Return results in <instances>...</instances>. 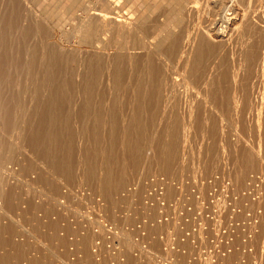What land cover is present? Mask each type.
I'll return each instance as SVG.
<instances>
[{
	"label": "bare ground",
	"instance_id": "bare-ground-1",
	"mask_svg": "<svg viewBox=\"0 0 264 264\" xmlns=\"http://www.w3.org/2000/svg\"><path fill=\"white\" fill-rule=\"evenodd\" d=\"M3 1V3H1ZM2 1H0V5L2 4H6V5H3V6H0V7H2L4 10V12H2L0 15H1V17H0V39H1V36H2V34H3V32H4V30H7L6 28H14L15 26H17V22H18V20H19V18L20 17H22L21 15H22V13L24 14V16H23V19H24V21L28 18L29 19V16H31L32 15V13H34V12H37L36 10H33V6H37V5H40V3L41 2H44V3H46L45 1H47V0H2ZM117 1L118 0H95V2L96 3H98L99 4V7L97 6V7H93L92 6V8H90V7H85V8H82V12H83V15L82 16H84L83 17V21H82V23L80 22V24H81V30L79 31V34H80V37H83V39L82 40H91V38H94L95 39V42L93 41V44H81V43H79V45H78V47L76 46H73V45H71V44H69L70 43V40H71V38L73 37L74 39H75V37H74V35H72V33H67V31H68V29H66V27H64L65 28V30H63V31H66V32H63L62 30H60L66 23H68L67 21H66V23H65V21H64V16H58L57 18H56V21L54 22V24H50V25H53L54 27H53V29L55 28L56 30H58V31H54V40H55V42H56V45H52V47H50V49L51 50H49V52L51 51V54L53 55L52 56V62H53V65L54 66H57V68L58 67H60L61 65H64V66H66L67 64H70V65H72V62H73V64H74V60H78V62H79V64H80V66L83 68V70H82V68H81V70L82 71H80V73H78V74H74V72L72 71H70V70H67L68 68H65V72L64 73H62L63 74V78L62 79H60V83L62 84L63 83V85L65 86V84L66 85H68V84H72V85H74L75 83H73V82H75L74 80H73V76H75V75H77L78 76V83H79V85H78V87H76V88H78L79 89V91H81V92H79V93H81L82 94V96H81V94H79V96H81V97H83V98H85L84 99V102H83V104L84 105H81V107H82V109L80 108V109H78V110H80L81 111V113H80V118H82L81 119V123H82V121L84 122V119H86L85 121H86V123L85 124H83V126H82V124H81V126H82V129H80V134H82L81 132H83V134H85L84 135V138H85V136H86V133H89V138H91V140L92 141H89L90 143H91V145L92 146H89V147H91L89 150H87L86 149V147H85V149H86V151H89V152H87V153H85V156L87 157V158H85V160H84V163L85 164H87L86 165V172L85 173H83L82 175H81V173L79 172L78 173V175L76 174L75 175V173H77V171H75L74 170V173H73V166L71 165L72 163H73V160L74 159H72L73 157H71V156H69V158H67L65 155H66V151H68L69 150V152H70V154H72V153H74V152H72L71 153V151L73 150V148L75 147H73V145L71 144V141H69L70 143L68 144V143H66V144H68V148H65V149H68V150H64L63 149V147L61 146L62 144H60V146L62 147V149L64 150V153H65V155L64 156H60V157H58L59 155H61V153L63 152V150H62V152L60 153L59 152V150L58 149H56V148H58L56 145H55V149L56 150H58L57 152H59L60 154H58L57 152H55V154H54V156H53V154L50 152L51 150H44V149H42L40 146H41V144L40 143H38V139H36V136H32V135H30V138H29V142H27L26 144H28V145H26V146H28L27 148H25L24 146H22L24 143H22V142H19V140H20V138L18 137V136H16V135H13V132H12V135L11 134H9V136H10V139L12 138L13 139V144H15L16 146H15V152H17L16 154L18 155V158H16L15 160H11V159H13V158H8V160H6V161H2V163L0 164V179L2 180V179H4V182H5V179H6V181H8L7 179H10V180H12V179H15V183L17 182H21V181H23L22 180V178H25L26 179V177H30V178H32L33 179V181H34V179L36 180V182H39V180L40 181H42V178L45 180V183H42V184H44V189H43V191L41 190V191H36V193H33L32 195V197H33V199L34 198H37V197H39V198H41V199H44L45 201H49L50 200V205H52L51 204V202H55L54 203V205L55 204H58L59 206V209H60V207H62L61 209H62V211L64 210V213H66V211H68L67 213L68 214H66L67 216L69 215V216H71L72 218H76L77 219V217H81L80 219L81 220H83L82 219V217L85 219V216L87 215V213L86 212H84V214H83V212H81V209L79 208L80 206H78V207H76L75 205H74V207L72 206V208L71 207H68L69 205H67L68 203H69V201H70V199L72 200V198H79L80 197V195L82 196V194L83 193H85L87 190H90V187L92 186L93 187V190L95 191H92V192H94V193H97V196H100L103 200H107V203H108V201H110V202H112L113 203V205L114 204H116V203H119V202H123L122 200H120L119 202H117V201H114V200H116L118 197H117V195L119 196V195H121V193H123V195L124 194H126L127 195V197L129 198V196H131L132 195V189H131V187H135V190H136V186L137 185H140V184H142L143 182H144V179H148V177H149V175H150V177H151V175H152V177L155 175H158V177H156V178H159V176H161V180H162V182H161V180H159L158 179V181H160V183H161V186H160V183L158 184L159 186H160V189L158 190V192L160 193V191H161V194L163 193H165L164 194V196L166 195V197L167 198H169V200H172L173 198H172V196H174V200H175V196H176V198L179 196H177V194L176 193H181L180 191L181 190H184V189H181V188H183V187H185L184 185L182 186V187H180V188H177V186H176V193L175 192H173L174 190H173V186L171 187L172 189H170V186H169V188L167 187L166 188V186L164 187V184H166V183H164V180L166 179H171L172 181H174V182H176L175 180H180V181H183V178L184 179H186V180H190V177L188 176V174L191 176V178H192V180H193V182L194 183H200L201 181H200V179L202 180L203 179V177L204 178H207V179H210V178H212L211 176H213V175H220L219 177H220V179H219V181H218V183H217V181L215 182V184H217L218 186L219 185H221L222 187H223V184L225 183V181H226V184H227V182H229V184L230 185H233V186H235L234 188L236 189V187L238 186V185H240L241 184V186H240V189L241 188H243L242 187V185L245 187V188H249L248 187V185L250 184L249 182V184L247 183V181H250L251 180V178H253V176L250 178V173H254L255 172V174L257 175L258 173H260V174H258L259 175V177L258 178H260L261 176L263 177V179H264V164L262 163V160H264V89L262 88V87H260L261 89H262V91H260L259 89V92L261 93V95H258V94H260V93H257V91L256 92H254L255 90H257V88L256 89H254V91H253V93H257V95L258 96H254V94H253V97H250V95H249V93L251 92V88L253 89V88H255V87H257V86H260V85H262V83H258V81L257 80H255L256 79V76L255 75H257V74H259V72L257 71V70H259V68L258 67H261V65L258 63L259 62V60H257L256 62L258 63H256V62H254V64H257V65H259V66H256V65H254V64H252V65H250L253 61H255V60H252V57H253V55L252 54H256V53H254L255 52V50H254V52L253 51H251L250 49H249V52H250V54L247 52V49H248V47H245V45H244V47L246 48V49H244L243 47V49L246 51V54H244V55H246V58H247V53L249 54V55H252V56H250L251 57V61H250V59L248 60V62L250 61L251 63H249V66H248V62L246 63L247 64V68H246V66L245 67H243V69L244 68H246V69H248V67H249V69L250 68H252V67H254V66H256V68H252L253 70H255V69H257V70H255L256 71V73L257 74H254V76H255V79L253 78L254 76L253 75H248V78L251 80V76H253L252 78L257 82V84H260V85H257V86H255V87H252L251 85H250V83L248 84L249 86V88L250 89H248L247 87H245V88H247L249 91H247L243 86H242V88L244 89L243 91H242V93H244L245 92V95H243L242 93H240V94H242L243 96H244V99H242V98H240V100H241V102H239L240 100H238V103H233L232 102V104H230V106H229V101H226L225 99V101H226V103H225V101H224V103H220L219 102V105L220 106H222L223 104L226 106H224L223 107V110H222V112L221 111H218V107H220V106H218L217 107V103H214V102H210V100H208V97H210V95H211V91H213V90H209L208 89V87H207V83H206V81H204V79H205V76H204V78L202 79V70H197V68L198 67H200V66H202V65H200L199 66V64H201L203 61H202V59H203V57H205L206 58V55H208L207 53L208 52H210L211 50L212 51H214L215 53H213V52H211V53H213L215 56H219L220 55V60H221V54H217V52H219V51H221L223 48H222V46H223V44H225L224 43V41H226L225 39H229L230 37L229 36H231L232 35V33L231 32H229L231 29H229V24H231L233 21H234V19L232 20V17H230V15L231 14H235V12L233 11L234 9H235V6H236V0H230V1H228V2H231L229 5L231 6V8H230V10L228 11V9H226L224 6H221V7H219L218 9L217 8H215V6L213 5L214 4V1L212 2V0H208V2H207V6L208 7H206V8H208L207 9V11L209 12V14H208V12H207V16L206 15H204V16H206V18L204 17L203 19L201 18V20H196L194 23H192V25L191 24H186L185 26H183V23H184V20H185V18L186 17H188V16H194V15H196V16H198L197 15V13L199 14V12H201V10H199V12H198V3H199V1L198 0H153L152 2H150V3H154L153 5L155 6V7H153L152 8V6H151V8H142L143 7V5L144 4H146V2H147V0L144 2V0H121V1H123V2H125V4L126 5H128V4H131V3H135L136 5H138L137 7L135 6H129V8H127L128 6H126V8H119V5L117 4ZM151 1V0H150ZM238 1V0H237ZM61 2L63 3V4H69V3H72V5H73V7H71L72 9H79V7L81 6V5H85L87 2L88 3H95L94 1H91V0H61ZM60 3V2H59ZM48 4V3H47ZM47 4H45V5H47ZM149 4V3H148ZM161 4H164V5H167L168 6V8L163 12V11H158L159 10V5H161ZM44 5V4H43ZM45 5L43 6V8L45 7ZM55 5V4H54ZM152 5V4H151ZM156 5H157V7H156ZM199 5H200V3H199ZM4 6H5V8H4ZM120 6H121V3H120ZM141 8H140V7ZM146 6V5H145ZM51 6H49L48 8H50ZM53 7V6H52ZM52 7H51V9H48V10H46V8H45V11H48V12H50L51 14H49L52 18H53V16L54 15H52V13L55 11V10H53L52 11ZM148 7H150V6H148ZM1 8V9H2ZM37 8V7H36ZM40 8V7H39ZM58 8V7H57ZM38 9V8H37ZM58 10V9H57ZM56 10V11H57ZM63 10H64V8H63ZM124 10V11H123ZM204 10V9H203ZM239 10V9H238ZM41 11H42V9H41ZM61 11V10H60ZM71 11V10H70ZM236 11V10H235ZM39 12H40V10H39ZM64 12V11H63ZM205 12H206V9H205ZM234 12V13H233ZM237 12V11H236ZM79 13V12H78ZM119 13H121L120 15H119ZM201 13H203V12H201ZM44 14H46V12H43V16H45L46 17V15H44ZM68 14V13H67ZM80 14V13H79ZM37 15V14H36ZM203 15V14H202ZM202 15L201 16H199L198 18H200V17H202ZM236 15H237V13H236ZM240 15H242L241 13H240ZM239 15V16H240ZM238 17V16H237ZM39 18L41 19V16L39 15ZM38 18V19H39ZM55 18V17H54ZM241 18H242V16H241ZM42 19H45L44 17H42ZM41 19V20H42ZM48 20V19H47ZM75 20H78V19H76L75 18ZM237 20H238V18H236V21L235 22H237ZM46 21V20H45ZM44 21V22H45ZM240 21V20H239ZM41 22H43V20L41 21ZM47 22V21H46ZM48 22H50V18H49V20H48ZM53 21H51L50 23H52ZM77 22V21H76ZM63 23H65L64 25H63ZM238 23V22H237ZM236 23V24H237ZM240 23V22H239ZM22 24V23H21ZM28 24H31V23H29L28 22ZM36 24V23H35ZM49 24V23H48ZM27 25V24H26ZM38 25V24H37ZM39 25H40V23H39ZM38 25V26H39ZM69 25H71V26H73L74 24L72 23V24H69ZM192 26V30L190 29V27L189 26ZM19 26V25H18ZM21 26V25H20ZM23 26V25H22ZM27 26H29V25H27ZM33 26V25H32ZM37 26V27H38ZM70 26V27H71ZM29 27H31V26H29ZM50 27H52V26H50ZM50 27H48L47 28V25H46V28L48 29V31H50L49 30V28ZM69 27V28H70ZM74 27V26H73ZM231 27H233V24H231ZM237 27V26H236ZM15 28H17L18 29V27H15ZM26 28V27H25ZM42 28L44 29L45 27H44V25L41 27V25L39 26V29H41V31H42V34H43V37H44V39L45 40H47V42H43L42 40V43H43V46H44V43H45V45H46V43L48 44V46H49V39H48V31H46V30H42ZM45 28V29H46ZM68 28V27H67ZM35 29H38V28H35ZM54 29V30H55ZM72 29V28H71ZM70 29V30H71ZM74 29L75 28H73V30L72 31H74ZM252 29V27L249 29L248 28V30L250 31ZM9 30V29H8ZM7 30V31H8ZM13 30V29H12ZM11 30V31H12ZM20 30V29H19ZM19 30H18V32H19ZM28 30H32V29H29L28 27H27V29H26V32H25V35H26V33L28 32ZM196 31V33H197V37H196V34H195V32H193V31ZM14 31L15 30H13V33H14ZM21 31H23V30H21ZM32 31H34V30H32ZM37 31H39V30H37ZM36 31V32H37ZM52 31V30H51ZM50 31V32H51ZM239 31V30H238ZM242 31V30H241ZM78 32V31H77ZM7 33L8 32H5V34H6V36H7ZM12 33V32H11ZM17 33V32H16ZM21 33V32H20ZM38 33H40V32H38ZM195 34V35H193V34ZM230 33H231V35H230ZM236 33V32H235ZM234 33V34H235ZM37 34V33H36ZM78 34V35H79ZM257 34V33H256ZM14 35V34H13ZM22 35V34H21ZM38 36L40 35V34H37ZM36 35V36H37ZM51 36H52V32H51V34H50ZM193 35V36H192ZM6 36H3V37H5L6 38ZM32 36V35H31ZM30 36V37H31ZM51 36H49V37H51ZM23 36H21V38H22ZM35 37V36H34ZM41 37V36H40ZM79 36L76 38V39H78V38H80ZM17 38V37H16ZM16 38H15V40H16ZM122 38V39H121ZM238 38V37H237ZM10 39V38H9ZM32 39V38H31ZM240 39V38H239ZM49 40V41H48ZM51 40H52V37H51ZM79 40V39H78ZM230 40V39H229ZM19 42H21V41H23V40H18ZM17 41V42H18ZM5 42V41H4ZM29 42V41H28ZM49 42V43H48ZM55 42H54V44H55ZM80 42V41H79ZM227 42V41H226ZM1 43H2V40H1ZM16 43V42H15ZM30 43H31V41H30ZM53 43V42H52ZM77 43V42H76ZM75 42L73 43V44H75V45H77ZM83 43V42H82ZM89 43H91V41L89 42ZM263 43V42H262ZM21 43H19V45H20ZM33 44V43H32ZM228 44V43H227ZM241 44V43H240ZM264 44V43H263ZM6 45H7V42H6ZM21 46V45H20ZM34 47H36V46H34ZM208 48V50L209 51H207V53H206V55L205 54H203L204 52H203V49H205V48ZM221 47L222 49H220V50H218L219 48ZM237 47V46H236ZM251 47H253V46H251ZM1 48H2V46H1ZM19 48V47H18ZM17 48V49H18ZM21 48V47H20ZM23 48V47H22ZM28 48V47H27ZM206 48V49H207ZM211 50H210V49ZM218 48V49H217ZM238 48V47H237ZM241 48V47H240ZM242 48H241V50H242ZM43 49V48H42ZM46 49V48H45ZM214 49H217V52L214 50ZM234 49H235V47H234ZM256 49V48H255ZM3 50V49H2ZM21 50V49H20ZM23 50V49H22ZM33 51H34V48L32 49ZM228 50V49H227ZM227 50L225 49V50H223L224 51V53H226L227 52ZM237 49H235V51H236ZM239 50V49H238ZM241 50H239V52H241ZM264 50V49H263ZM32 51V52H33ZM205 52H206V50H204ZM228 51H230L231 52V49H229ZM233 51V50H232ZM257 51H259V50H257ZM256 51V52H257ZM3 52V51H2ZM29 52V51H28ZM47 53L48 52V50H46V51H43V53ZM203 52V53H202ZM244 52V51H243ZM252 52V53H251ZM261 52V54H262V51H260ZM18 53H19V51H18ZM43 53H41L42 54V58H43ZM211 53H209V54H211ZM228 53V52H227ZM234 53V52H233ZM258 53V52H257ZM2 54V53H1ZM0 54V55H1ZM34 54V53H33ZM48 54H50V53H48ZM51 54H50V56H51ZM231 54V53H230ZM229 53H228V55H230ZM237 54H238V52H237ZM236 53L235 54H233V55H237ZM242 54V56H244L243 55V53H241ZM263 54H264V51H263ZM45 55V54H44ZM47 55V54H46ZM224 55V54H223ZM227 55V54H226ZM231 56V57H233V58H235V60L233 61V62H235L236 63V57H237V60H238V56H236V57H234V56ZM239 55V54H238ZM7 56V55H6ZM239 56H241V55H239ZM254 56H257V55H254ZM29 57V56H28ZM37 57V56H36ZM36 57H34L33 58V60H35L33 63H35L36 62ZM227 57L228 56H226V57H223L222 59H223V63L225 62L226 63V66H228V64H227ZM249 57V58H250ZM257 57H259L258 59H262V58H260V55L259 56H257ZM261 57H264L263 55H261ZM6 58H8V57H6ZM17 58V57H16ZM229 58H230V56H229ZM228 58V59H229ZM245 58V57H244ZM243 58V59H244ZM9 59V58H8ZM7 59V60H8ZM29 59V58H28ZM31 59V58H30ZM216 59H218V58H216ZM218 59V61L217 62H220V60ZM248 59V58H247ZM247 59H245L244 61H246ZM255 59V58H254ZM233 59H231V61H232ZM1 61H4V60H2L1 59ZM1 61H0V63H1ZM8 61H10V60H8ZM216 61V60H215ZM227 61V62H226ZM240 61H242V59H240ZM262 61H263V59H262ZM261 61V62H262ZM29 62H31V60L29 61ZM41 62H43L42 64L45 66V61H42V59H41ZM48 62V61H47ZM243 62V61H242ZM264 62V61H263ZM77 63V62H76ZM223 63H221V64H223ZM235 63L234 64H231V65H234L235 66ZM27 64H29V63H27ZM32 64V62L29 64V65H31ZM47 64V63H46ZM204 64V63H203ZM238 64H239V62H238ZM242 64V63H241ZM245 64V63H244ZM243 64V65H244ZM245 64V65H246ZM1 65H2V63H1ZM28 65V68L30 69L29 70V72L31 71V68L34 66L33 64H32V67H30ZM40 65V64H39ZM42 65V66H43ZM48 65H49V63H48ZM230 65V66H231ZM68 66V65H67ZM74 66H78L77 64L76 65H74ZM80 66H79V68H80ZM203 66H205V65H203ZM250 66H252V67H250ZM263 66V65H262ZM0 67H3V66H0ZM5 67V66H4ZM40 67V66H39ZM38 67V68H39ZM222 67V66H221ZM233 67V66H232ZM236 67L238 68V66L236 65ZM240 67V66H239ZM47 68V69H46ZM52 68V67H51ZM50 68V69H51ZM56 68V72L54 73L55 75H51L50 73H52V71H53V68H52V71H50V69L48 68V66L46 65L43 69H46V71L45 70H43V69H39V71L41 72V70L42 71H45L44 73H43V80L44 81H52V79H55V77H56V73H58L57 71H58V69ZM61 68V67H60ZM201 68V67H200ZM206 68V67H205ZM219 68V67H218ZM242 68V67H241ZM240 68V69H241ZM7 69V68H6ZM231 69H233V68H231ZM239 69V68H238ZM238 69L236 70V71H238ZM242 69V70H243ZM249 69H248V74H251V72H249ZM252 69H251V71H252ZM1 70V72H2V68L0 69ZM5 70V69H4ZM38 70V69H37ZM47 70H49L50 72L48 73V71ZM206 70V69H205ZM226 70V69H225ZM235 70V69H234ZM60 71V70H59ZM209 71V70H208ZM230 71V70H229ZM236 71H234L236 74H237V72ZM0 72V73H1ZM38 72V71H37ZM61 72H62V70H61ZM222 72H224L225 73V71H222ZM243 72V71H242ZM31 73V72H30ZM29 73V74H30ZM209 73V72H208ZM213 73V72H212ZM226 73H227V71H226ZM225 73V74H226ZM231 73H232V70H231ZM230 73V74H231ZM238 73H239V71H238ZM245 73L247 74V72L245 71ZM242 74V75H245V77H247L246 76V74ZM252 73H254L253 71H252ZM39 74H41V73H39ZM205 74V73H204ZM218 74H219V72H218ZM233 74V73H232ZM235 74V75H236ZM240 74V73H239ZM238 74V75H239ZM2 75V74H1ZM0 75V76H1ZM30 75H32V74H30ZM205 75H207V74H205ZM209 75V74H208ZM222 75V74H221ZM260 75H261V72H260ZM210 76L212 77V75L210 74ZM210 76H209V80H210ZM214 76V75H213ZM215 76H217V75H215ZM224 76V75H223ZM233 77H234V74L232 75ZM241 75H239V77H240ZM250 76V77H249ZM54 77V78H53ZM57 77H60V75H58ZM56 77V78H57ZM76 77V76H75ZM74 77V78H75ZM221 77V76H220ZM232 77V78H233ZM236 77V76H235ZM238 77V76H237ZM244 77V76H243ZM77 78V77H76ZM228 78V77H227ZM230 78V77H229ZM258 78H260V77H257V79ZM9 79V78H8ZM18 79V78H17ZM37 79V78H36ZM214 79V78H213ZM213 79H212V81L210 80V83L211 84H213ZM241 79V78H240ZM240 79H239V81H240ZM243 79V78H242ZM249 79H247V80H245V81H248ZM261 79V78H260ZM76 80V79H75ZM217 80V79H216ZM219 80V79H218ZM231 80V79H230ZM234 80H236V79H233V80H231V81H234ZM238 80V79H237ZM249 80V81H250ZM5 81V80H4ZM3 81V82H4ZM6 81H8V80H6ZM5 81V82H6ZM56 81H57V79H56ZM252 82H251V84L253 83V80H251ZM254 81V82H255ZM259 81H261V80H259ZM40 82V81H39ZM220 82V81H219ZM41 83H43V81H41ZM41 83H39L38 84V86H40V84ZM46 83V82H45ZM44 83V84H45ZM224 83V82H223ZM43 84V85H44ZM60 84V85H61ZM210 84V85H211ZM235 84V83H234ZM241 84V83H240ZM239 84V85H240ZM256 83H254L253 85H255ZM59 85V86H60ZM217 85V84H216ZM238 85V84H237ZM26 86V85H25ZM42 86V85H41ZM40 86V87H41ZM45 86V85H44ZM48 86V85H47ZM232 86H234V85H232ZM69 87H71V86H69ZM214 87V86H213ZM241 87V86H240ZM17 88V87H16ZM210 88V87H209ZM44 89V88H43ZM55 89V88H54ZM48 90V89H47ZM56 91V93L55 94H57V97H59L60 98V94H59V92L61 93V90H60V88H58V89H55ZM60 90V91H59ZM64 90V89H63ZM122 91V93H123V90H125L126 91V96H121L122 95V93H120L121 95H119V93H116L117 91ZM215 90V89H214ZM217 90V89H216ZM37 91V90H36ZM35 91V92H36ZM42 91V90H41ZM66 91V90H65ZM95 91H97V92H99V93H101L102 95H101V97H99L100 99H98L96 102H99V103H102V104H104V103H107L106 104V107H105V104H104V106L102 105V104H99V106H101V109H100V107L98 106V103H97V106H98V108L96 107V105L94 104V103H96L95 101H93L92 99H91V97H92V94L93 93H95ZM124 91V92H125ZM130 92V94L129 95H127V92ZM225 91V90H224ZM246 91L247 92H249V93H246ZM72 92H74L73 90H72ZM75 92H76V90H75ZM78 92V91H77ZM128 92V93H129ZM239 92V91H238ZM43 94V93H42ZM70 94V93H69ZM74 94V93H73ZM215 94V93H214ZM234 94V93H233ZM238 94V96H240L239 95V93H237ZM251 94H252V92H251ZM63 95V94H62ZM99 95V94H98ZM98 95H96V93H95V96H94V98H96ZM121 96V97H123V98H121V97H119V96ZM124 95H125V93H124ZM216 95V94H215ZM256 95V94H255ZM68 96V95H67ZM72 96V95H71ZM56 97V98H57ZM65 97H66V95H65ZM74 97V96H73ZM79 98V100H81V99H83V98ZM125 97H126V99H125ZM228 97V96H227ZM231 97V96H230ZM240 97H242V96H240ZM59 98H57V99H59ZM67 98V97H66ZM121 98V99H120ZM239 98V97H238ZM90 99H91V101H93L94 103V105H92V106H94V108L92 107L91 108V105H90V103H92V102H90ZM97 99V98H96ZM95 99V100H96ZM215 99V98H214ZM86 100V101H85ZM118 100H123V101H125L126 102V104L127 103H129V106L128 107H134V109H132V113L131 112H129V113H131L128 117L127 116H120L119 114H123V113H119L118 115L119 116H117V110H119V109H117L116 110V105L118 104V102L116 103V101H118ZM243 100V101H242ZM82 101V100H81ZM88 101L90 102V103H88ZM70 102V101H69ZM235 102V101H234ZM121 103V102H120ZM124 103V102H123ZM123 103H122V106H123ZM132 103H134L132 106H131V104ZM185 104V103H187V109H185L184 111L183 110H181V108L179 109V113H182V114H179L178 113V108L181 106V105H179V104ZM201 103V104H200ZM216 104V105H214V104ZM231 103V102H230ZM239 103H242V105H243V103H244V105L246 104V106H247V108H249V107H251V106H253V105H255L256 107V111H255V113H256V117L255 118H253V119H255L254 120V122L253 123H249V124H247L246 123V121L244 120V115H243V117H242V113L240 112V111H243V110H241L242 108H240V105H238ZM53 104V103H52ZM60 104L61 103H55V104H53L54 106H53V108H52V110H51V112L49 113V111H48V113L50 114L49 115V126H51V130H49V129H47V132H46V134H48L47 135V137H49L48 139H50V140H55L57 137L59 138V136L61 137V135H66L67 136V134L68 135H70L71 134V132H70V129L68 130V128L67 127H69L68 125L70 124H68L67 125V123L65 122V121H67L68 119H66L63 123H62V120L60 119V117L59 116H57V111H53V109H56L55 108V106L57 105V107L58 106H60ZM69 104H71V103H69ZM111 104V105H110ZM126 104L124 103V105L125 106H123V107H127L126 106ZM253 104V105H252ZM64 105V104H63ZM73 105V104H72ZM128 105V104H127ZM161 105H163V107H160ZM231 105L232 106H234L233 108H231ZM68 107H69V105H67ZM76 106V105H75ZM80 106V105H79ZM122 106H119V108H121ZM239 106V107H238ZM1 107V106H0ZM67 107V108H68ZM72 107H74V106H72ZM106 109H105V108ZM132 107V108H133ZM149 107V108H148ZM181 107H184V106H181ZM228 107H230L231 109V111H228ZM254 107V106H253ZM65 108V107H64ZM70 108V107H69ZM102 108H104V111H103V109ZM150 110H152L153 111V113H156V115H159L158 117L156 116V115H154L153 113H151V114H153L155 117H156V119L158 118V120H153L154 119V116H153V121H151V120H147L145 117L147 116V118L149 119V117H150V115L151 114H147V112H148V109ZM185 108V107H184ZM246 108V107H245ZM60 109V108H59ZM125 109H127V108H125ZM125 109H124V111H125ZM129 109H131V108H128V110ZM161 109V110H160ZM183 109V108H182ZM222 109V108H221ZM244 109V108H243ZM146 110V114L147 115H145V116H143L142 117V114H144V112L143 111H145ZM160 110V111H159ZM166 110H167V112H166ZM180 110H181V112H180ZM248 112H249V109H246ZM62 111V110H61ZM69 111V110H68ZM120 111L122 112L123 110H121L120 109ZM119 111V112H120ZM129 111H131V110H129ZM44 112V111H43ZM159 112V114H157ZM184 112V113H183ZM223 112H224V114H223ZM227 112H230L231 114H227ZM243 112H245V111H243ZM248 112H246L247 114H250V112L248 113ZM71 113V112H70ZM124 113H126V112H124ZM150 113V112H149ZM225 113H226V116L228 115V116H230V120L232 121H230L226 116H224L225 115ZM246 113H244L245 114V116L246 117H248V115L246 114ZM254 113V114H255ZM60 114V113H59ZM185 114V115H184ZM68 115V114H67ZM75 115V114H74ZM123 115H125V114H123ZM179 115L181 116L182 115V117L184 116V118H181L182 119V122H181V120L179 119ZM62 116V115H61ZM149 116V117H148ZM255 115H250V117H254ZM3 117V116H2ZM47 117V116H46ZM65 117V116H64ZM73 117V116H72ZM116 117H118V120H117V118ZM152 117V116H151ZM225 117L227 118V119H225ZM245 117V118H246ZM249 117V120L248 119H246L247 120V122L248 121H251V120H253L252 118H250ZM28 118V117H27ZM79 118V117H78ZM79 118V119H80ZM161 119V123L159 122V120ZM41 119V118H40ZM65 119V118H64ZM70 119V118H69ZM251 119V120H250ZM7 120V119H6ZM9 120V119H8ZM227 120H229L230 122H228ZM70 121V120H69ZM69 121H67V122H69ZM76 121V120H75ZM149 121V122H148ZM152 123H151V122ZM158 121V123H160L159 125H160V127H161V124L163 125L161 128H156V132L153 130V129H155V128H152V130L154 131V135H153V132H152V134H149V130L151 131V127H152V124H153V127H154V123H156V122ZM163 121V122H162ZM44 122L45 121H43L42 123L44 124ZM19 123V122H18ZM164 123V124H163ZM13 124V123H12ZM25 124V123H24ZM41 123L39 122V125H40ZM157 124V123H156ZM155 124V125H156ZM183 125L184 124V126H186L187 127V130H186V133H184L183 132V130L181 131V132H183V134H185V136H186V138H188V137H195V138H197V139H199V140H197V141H200V143H198L199 144V146H198V144L196 143V145L199 147H197L198 148V151L196 152V157H199V158H197V159H199V160H197V161H199V162H201V163H199V164H196L194 161H196V159H195V156L193 157L194 158V161H193V159H192V157H189L190 158V160H188V159H186L185 158V161L187 160L188 162L189 161H193V163L195 164H192V161H191V164L192 165H189L190 163H187V161H186V163L185 164H182L181 165V163L179 162V160L182 158V155H179L180 153L182 154V153H184V151L185 150H187V148H189L188 146H187V148H185V144L184 143H188V142H185V140H184V142H183V139H182V137L180 138V133H179V129H180V125ZM2 125V124H1ZM38 125V126H39ZM159 125H158V127H159ZM100 126H102V128H100V131H99V127ZM106 126V129L104 128V127ZM108 126V127H107ZM118 126H120V128L118 127ZM1 127V126H0ZM4 127V126H3ZM156 127V126H155ZM181 127H183V126H181ZM186 127H184L183 129L185 130L186 129ZM42 128V127H41ZM3 129V128H2ZM1 129V130H2ZM18 129V128H17ZM38 129V128H37ZM103 129H105V130H103ZM119 129H120V131H119ZM4 130V129H3ZM13 131H14V128L12 129ZM12 130H10V131H12ZM39 130H40V128H39ZM38 130V131H39ZM44 130V129H43ZM42 130V131H43ZM16 131H18V130H16ZM6 132V131H5ZM4 132V133H5ZM117 132H118V134L120 133V135H118L117 134ZM101 133L103 134V135H101ZM40 134V133H39ZM43 134V133H42ZM79 134V133H78ZM182 134V133H181ZM3 135V134H2ZM72 136H73V134H71ZM66 136H64V138L66 137ZM118 136V137H117ZM182 136V135H181ZM184 136V137H185ZM70 137V136H69ZM87 137H88V134H87ZM252 137V138H251ZM7 138V137H6ZM120 139V140H118L119 142H117V139ZM186 138H184V139H186ZM9 139V138H8ZM60 140H61V138H59ZM102 139L103 140H105V139H107V143L109 144L108 146L106 145V146H104V145H99L98 144V141L100 140V141H102ZM191 139V138H190ZM193 139L194 138H192L191 140L193 141ZM1 140V139H0ZM6 140V139H5ZM57 140V139H56ZM55 140V141H56ZM65 140V139H64ZM88 140V139H87ZM187 140V139H186ZM188 140H189V138H188ZM23 141H24V139H23ZM5 142V141H4ZM65 142V141H64ZM105 142H106V140H105ZM104 142V143H105ZM242 142V143H241ZM21 143H22V145H21ZM246 144L247 145V147L244 149L243 147V149L241 148V144ZM64 144V143H63ZM73 144H74V140H73ZM118 144H119V146L121 147V149H122V153H123V155H125V156H123L122 154V156H120L121 158H123V161L121 162V159L120 158H118V156L117 157H115L113 154H114V152H116L115 150H117V149H115V148H117L116 146H118ZM192 144H194V141H193V143ZM25 145V144H24ZM50 145V144H49ZM52 145V144H51ZM89 145V144H88ZM116 145V146H115ZM195 145V144H194ZM45 146V145H44ZM103 146V147H102ZM243 146V145H242ZM50 147V146H49ZM52 147V146H51ZM0 148H1V146H0ZM46 148V147H45ZM54 148V147H53ZM79 148H80V146H79ZM83 148V147H82ZM192 148V147H191ZM46 149H48V148H46ZM115 149V150H114ZM118 149H119V147H118ZM121 149H119V150H121ZM196 149V148H195ZM55 150V151H56ZM71 150V151H70ZM75 150V149H74ZM191 149H188L187 151H190ZM54 151V150H53ZM61 151V150H60ZM7 152H9V151H7ZM14 152V153H15ZM113 152V154H111ZM121 152V151H120ZM10 153H12V152H10ZM56 153L58 154L57 156H56ZM68 153V152H67ZM84 153V152H83ZM119 152L117 151L116 152V154H118ZM195 153V152H194ZM2 154V153H1ZM7 154V153H6ZM69 153H68V155H70ZM191 154H193V149H192V153ZM252 154H253V156H252ZM254 154L256 155V156H254ZM13 155V154H12ZM12 155L10 154V156L9 157H12ZM26 155H28L26 158H29V160L28 161H30V163H28V161H26L25 162V160H27V159H23ZM63 155V154H62ZM67 155V156H68ZM113 155V156H112ZM190 154L188 153V155L187 156H189ZM23 156V157H22ZM73 156V155H72ZM83 156H84V154H83ZM82 156V157H83ZM179 156H181V158L179 159ZM17 157V156H16ZM6 158V159H7ZM81 158V157H80ZM79 158V159H80ZM84 158V157H83ZM82 158V159H83ZM10 159V160H9ZM120 159V160H119ZM181 160H183V159H181ZM1 161V160H0ZM15 162L14 164L15 165H17V167H15L14 168V164H12L11 165V162ZM80 161H81V159H80ZM184 161V162H185ZM178 162L180 163V165L181 166H179L178 165ZM182 162V161H181ZM28 163V164H27ZM83 163V162H82ZM83 163V164H84ZM26 164L27 165H29L28 166V168L26 167V169H25V167L24 166H26ZM75 164H77L76 162H75ZM82 164V165H83ZM98 164H99V169H97V166H98ZM77 167V166H76ZM76 167H75V169H76ZM83 167V166H82ZM88 167V168H87ZM84 169H85V167H84ZM83 169V170H84ZM101 169V170H100ZM181 169H183V171L181 170ZM82 170V171H83ZM97 170H98V173H97ZM185 170H187V172H188V174H187V172L185 173V174H187V176L185 175H183L182 174V172L184 173V171ZM248 170H250L249 172H248ZM100 171V172H99ZM190 171L192 172V174L190 173ZM246 172L248 173L247 175H245L246 174ZM216 173V174H215ZM218 173V174H217ZM136 174V175H135ZM255 174H254V176H255ZM81 175V176H80ZM248 175H250L249 177H248ZM131 176H134V177H131ZM244 176H246L245 177V179L243 180V177ZM247 177L248 178H250V180L249 179H247ZM261 177V178H262ZM129 178H131V179H129ZM154 178V177H153ZM256 178V177H255ZM150 179V178H149ZM155 179V178H154ZM0 180V181H1ZM9 180V181H10ZM31 180V179H30ZM143 180V181H142ZM165 180V181H166ZM167 180V181H168ZM171 180H169V184L171 185ZM214 180V179H213ZM216 180V179H215ZM229 180V181H228ZM231 180V181H230ZM256 180V179H255ZM257 180H259V179H257ZM32 181V180H31ZM142 181V182H141ZM155 181V180H154ZM200 181V182H199ZM207 180H205V182H206ZM238 181H241L239 184H237L238 183ZM253 181H254V178H253ZM264 181V180H263ZM212 182V181H211ZM211 182H210V184H211ZM214 182V181H213ZM258 182V181H257ZM1 183H2V181L0 182V185H1ZM8 183H10V182H8ZM11 183H13V182H11ZM152 183V182H151ZM154 183H156V182H154ZM158 183V182H157ZM191 183H192V181H191ZM252 183V182H251ZM32 184H34V183H32ZM168 184V183H167ZM168 184V185H169ZM175 184V183H174ZM176 184H178V182H176ZM175 184V185H176ZM181 184V183H180ZM189 184V183H188ZM193 184V183H192ZM201 184V183H200ZM202 184H204V183H202ZM213 185H214V183H212ZM226 184H224V185H226ZM229 184H227L228 185V187H229ZM253 184V183H252ZM2 185H4L3 183H2ZM144 185V184H143ZM152 185V184H151ZM153 185H155V184H153ZM157 184H156V187H159ZM172 185H173V182H172ZM182 185V184H181ZM180 185V186H181ZM212 185V186H213ZM5 186V185H4ZM30 186V185H29ZM35 186V185H34ZM53 187V186H55L52 190L50 189V187ZM147 186V185H146ZM204 186V185H203ZM215 187H216V185H214ZM217 186V187H218ZM220 186V187H221ZM247 186V187H246ZM250 186V185H249ZM252 186V185H251ZM256 186V185H255ZM260 187H261V185H259ZM19 187V186H18ZM38 187V186H37ZM175 187V186H174ZM199 187H200V185L199 184H197L196 185V189H199ZM208 187H209V184H208ZM220 187L218 188L219 190H220ZM222 187H221V189H222ZM225 187V186H224ZM227 187V186H226ZM257 187V186H256ZM2 189H3V187H1ZM27 188H29V187H27ZM95 188V189H94ZM153 188V187H152ZM165 188V189H164ZM201 188V187H200ZM205 188V187H204ZM207 188V187H206ZM210 188H211V186H210ZM230 188V189H229ZM228 189L230 190V191H228V193L229 192H231L232 191V189H231V187H229ZM245 188H243V191H244V189ZM251 188V187H250ZM262 188V187H261ZM260 188V189H261ZM1 189V190H2ZM17 189V188H16ZM22 189V188H21ZM20 189V190H21ZM23 189H25V188H23ZM22 189V190H23ZM38 189H41V188H38ZM137 189H138V187H137ZM154 189V188H153ZM152 189V190H153ZM178 189H181V190H178ZM212 189H213V187H212ZM215 189H217V188H215ZM235 189L232 191V192H234L235 191ZM5 190V189H4ZM21 190V191H22ZM29 190V189H28ZM118 190V191H117ZM147 190V189H146ZM155 191H156V189H154ZM205 190V189H204ZM207 190V189H206ZM214 190V189H213ZM216 190V194H215V192H214V195H215V197H214V200L216 201L217 200V196H221V194H223V192H222V190ZM225 190V189H224ZM226 190H227V188H226ZM246 190V189H245ZM250 190V189H249ZM248 189H247V191H249ZM264 189H262L261 191H263ZM84 191V192H83ZM114 191H116L117 193H115L114 195H113V192ZM137 191V190H136ZM151 191V190H150ZM178 191V192H177ZM184 191H186V190H184ZM190 191V190H189ZM194 191V190H193ZM196 191H198V190H196ZM202 191H203V189H202ZM215 191V190H214ZM242 191V192H243ZM246 191V193H248ZM258 191V190H257ZM4 192V191H3ZM2 192V193H3ZM7 192V191H6ZM13 192V191H12ZM17 192V191H16ZM30 191H28L27 193H29ZM157 192V191H156ZM204 192H206V191H204ZM203 192V194H205ZM209 192H210V190H209ZM213 192V191H212ZM212 192H210L209 194L210 195H212ZM220 192H222L221 194H220ZM237 192V191H236ZM264 192V191H263ZM89 193H91V192H89ZM136 193V192H135ZM184 193V192H183ZM191 193H192V191H191ZM196 193V192H195ZM198 193H199V191H198ZM202 192H200L199 194H201ZM245 193V194H246ZM256 193V192H255ZM5 194V193H4ZM20 194V193H19ZM22 194V193H21ZM23 194H24V192H23ZM67 194H68V197H70V199L68 198V203L67 204H65L64 205V203H63V200L65 199V200H67V197L65 198V195L67 196ZM129 194H131V195H129ZM149 194V193H148ZM154 194V193H153ZM163 194H162V197H163ZM174 194V195H173ZM187 194H189V195H187L188 197H190V196H192V194H190V192H187ZM227 194V193H226ZM254 193L252 192V195H253ZM264 194V193H263ZM263 194H260L261 196L263 195ZM27 194H25V196H26ZM93 195V194H92ZM92 195H91V197H92ZM111 195H113V197L111 198ZM129 195V196H128ZM147 195V194H146ZM145 194H144V196L143 197H145L146 196ZM156 196L158 195L159 196V194L157 193V194H155ZM154 195V197H156ZM185 195V194H184ZM184 195L182 196V198L184 197ZM198 195V194H197ZM196 195V196H197ZM202 195V194H201ZM207 196H210V195H208V194H206ZM213 195V196H214ZM217 195V196H216ZM228 195V194H227ZM233 195H234V193H233ZM251 195V196H252ZM255 195V194H254ZM258 196V197H260L261 198V196ZM2 195H0V197H1ZM96 196V197H97ZM152 196V195H151ZM156 197V198H154V197H151V199L153 198V200H155V202L157 203V204H153L154 206H152L151 205V207H149V209L150 208H152L153 207V210H149V212H152L153 211V214L151 213V216L149 215V214H147L148 215V217H147V220H145V221H148L149 223H151L150 222V220L149 219H151L152 220V223L153 222H155L156 220V215H158L157 216V221L162 217H159V214H157V213H159L160 212V215L162 214L161 212V208H159L160 206V203H159V200H161L162 199V197ZM185 197V199L187 200V202L188 203H190L191 205H192V203H193V197L192 198H189L188 199V197ZM200 196V195H199ZM205 196V195H204ZM219 196V197H220ZM264 196V195H263ZM5 197H6V195H5ZM8 197V196H7ZM10 197V196H9ZM23 197H24V195H23ZM31 197V198H32ZM116 197V198H115ZM124 198L126 197V196H123ZM138 197V196H137ZM141 197V196H140ZM147 197V196H146ZM148 197H150V196H148ZM165 197V198H166ZM211 197V196H210ZM222 197V196H221ZM231 197V196H230ZM234 197V196H233ZM232 197V198H233ZM245 197V196H244ZM247 197H249V196H246V199H248ZM255 199H256V197H257V195H256V197L255 196H253ZM2 198V197H1ZM1 198H0V219L2 218V219H4V220H6V221H4L5 223H3V225H5L4 226V228H6V230H9V232H11L12 233V235H13V237H14V235L17 237V235L19 236V237H21V240L20 241H18V239H15V238H11V237H9L10 239H8L9 240V242H7V245H8V243H10L8 246H9V248H13L14 249V251H15V255L13 254V256L10 254V253H13L12 251H5V253L4 254H1L0 255V261H2L3 263H6L7 264V262L10 264V260H14V258H15V260H14V264H22V262H21V260H26V262H24L23 264H72L71 262H70V260H68V258L70 257V255H69V257L67 258H63V256H61V255H59V254H57L56 252H53L52 251V249L53 248H51V246H50V243L48 242V240H50L49 238L48 239H46L47 237H46V235H44L46 238H44V237H41L39 234H38V231L36 230V229H34L33 228V226L35 225H33L32 226V222H27V221H23L21 218H20V215H19V212H18V208L19 207H17L16 205H15V202H12V200L11 201H9V199H12V197L11 198H9V199H7L8 200V203H7V206L5 207L3 204H6V202L5 203H2V201L3 200H1ZM21 198V197H20ZM19 198V199H20ZM95 198V197H94ZM101 198H100V200H101ZM119 198H121V196L119 197ZM161 198V199H160ZM181 198V199H182ZM202 198V197H201ZM205 198V197H204ZM228 198V197H227ZM243 198V197H242ZM254 198H251V199H253V200H255ZM38 199V198H37ZM74 199V200H75ZM93 199V198H92ZM108 199H110V200H108ZM114 199V200H113ZM132 199V198H131ZM147 199V198H146ZM163 199H164V197H163ZM162 199V201H164ZM179 199H180V196H179ZM190 199L192 200V201H190ZM195 199H196V197H195ZM198 199V198H197ZM196 199V200H197ZM205 199H207V198H205ZM223 199V198H222ZM225 199V198H224ZM244 199V198H243ZM250 199V198H249ZM248 199V200H249ZM257 199H259V198H257ZM262 199H263V197H262ZM29 200V199H28ZM77 200V199H76ZM80 199H78L77 200V202L79 201ZM99 200V201H100ZM125 200V199H124ZM133 200H134V198H133ZM139 200V199H138ZM167 199H165V201H166ZM185 200V201H186ZM208 200V199H207ZM212 200V199H211ZM210 200V201H211ZM229 200V199H228ZM260 200V199H259ZM6 201V200H5ZM33 201V200H32ZM43 201V200H42ZM45 201L43 202L44 204H45ZM145 201V200H144ZM144 201H143V204H144ZM148 201H150L149 199H148ZM147 201V202H148ZM164 201V202H165ZM195 201V200H194ZM214 201V203L215 204H213V202H212V206L214 207V208H216L217 207V205H220L221 207H222V205H223V203H224V201L222 200H220L219 202H220V204L218 203V201H217V203L218 204H216V202ZM236 201V200H235ZM243 201V200H242ZM4 202V201H3ZM39 202V201H38ZM40 202H41V200H40ZM77 202H75V203H77ZM102 202V201H101ZM133 202V201H132ZM147 202H145V204L147 203ZM151 202H153V201H151ZM155 202H153V203H155ZM161 202V201H160ZM166 202H168V201H166ZM169 202H172V201H169ZM186 202V203H187ZM198 202V201H197ZM209 201H207V203H208ZM221 202H222V204H221ZM226 202V201H225ZM244 202V201H243ZM252 202V201H251ZM259 202V201H258ZM262 202V201H261ZM26 203V202H25ZM29 204H30V202H28ZM79 203V202H78ZM98 203H100V202H98ZM104 203H105V201H104ZM112 203H108V205L109 204H112ZM125 203V202H124ZM127 203V202H126ZM128 203H131V202H128ZM127 203V204H128ZM140 203V202H139ZM142 203V202H141ZM163 203V202H162ZM185 203V202H184ZM183 203V204H184ZM187 203V204H188ZM17 204V203H16ZM29 204H28V206H29ZM38 204H40L41 205V203H38ZM44 204H42V205H44ZM48 204V203H47ZM46 204V205H47ZM70 204V203H69ZM73 204V203H72ZM92 204H94V203H92ZM134 204V203H133ZM148 204V203H147ZM159 204V205H158ZM173 204V203H172ZM177 204V203H176ZM182 204V202H181V205H183ZM187 204H186V206H187ZM197 203H194V206L191 208V210H190V208L188 209L189 211H191V212H188V214H192L193 212H195L197 209H198V206L196 205ZM201 204V203H200ZM226 204V203H225ZM238 204V203H237ZM245 204H246V202H245ZM251 204V203H250ZM254 204V202L252 203V205ZM255 204H256V202H255ZM254 204V205H255ZM258 204H260V203H258ZM257 204V205H258ZM49 205V206H50ZM67 205V206H66ZM78 205H80V204H78ZM104 205V204H103ZM119 205V204H118ZM122 205H125V204H122ZM135 205H136V203H135ZM134 205V206H135ZM142 205V204H141ZM140 205V206H141ZM216 207H215V206ZM255 206V207H260V206ZM260 205H262V203L260 204ZM53 206V205H52ZM56 207H57V205H55ZM54 206V207H55ZM96 206V205H95ZM95 206L93 207V209L95 208ZM100 206L101 207H105V206H102V204H100ZM116 206H117V204L115 205V207L113 206V207H111L110 208V210L112 209L113 210V208H116ZM128 206V205H127ZM129 206H131V204H129ZM149 206H150V204H149ZM161 206L163 207V205L161 204ZM189 206V205H188ZM201 206V205H200ZM199 206V207H200ZM210 206H211V204H210ZM211 206V207H212ZM251 206V205H250ZM25 207V206H24ZM31 207V206H30ZM30 207H28V208H30ZM38 207H40L39 205L37 206V209H38ZM101 207H100V210H101ZM133 207V206H132ZM148 207V206H147ZM185 207V205L183 206V208ZM202 208H203V206H201ZM211 207H210V211H211ZM224 207V206H223ZM46 208V207H45ZM80 210H79V209ZM119 208V207H118ZM135 208V207H134ZM133 208V209H134ZM142 208H143V205H142ZM170 208V207H169ZM168 208V209H169ZM180 208H182L181 206H180ZM209 208V207H208ZM207 208V209H208ZM218 208V207H217ZM217 208H216V210H217ZM236 208V207H235ZM248 208V207H247ZM252 208H253V206H252ZM40 209H44V208H40ZM57 209V208H56ZM59 209L57 210V211H59ZM61 209H60V211H61ZM96 209V208H95ZM98 210H99V208H97ZM136 209V208H135ZM141 209V208H140ZM145 208H143V210H144ZM185 209L187 210V208L185 207L184 208V211H185ZM201 209V208H200ZM204 209H206V208H204ZM245 209V208H244ZM254 209H256V208H254ZM260 209V208H259ZM19 210H21V209H19ZM36 210V209H35ZM66 210V211H65ZM109 210V209H108ZM111 210V212H115L116 211V209L115 210H113L112 211ZM118 210V209H117ZM121 210H124L125 212H127L126 211V209L124 208H122ZM128 210H129V208H128ZM146 210V209H145ZM163 210V209H162ZM171 210V209H170ZM174 209H172V211H173ZM181 210V209H180ZM187 210V211H188ZM214 210V209H213ZM228 210H229V208H228ZM232 210V209H231ZM262 210H263V212H264V207L262 206L261 207V210H260V212H262ZM102 211V210H101ZM119 211V210H118ZM174 211H176V210H174ZM182 212H184L183 211V209L181 210ZM179 212V210H178V212H179V214H181L182 212ZM187 211H185L186 213H187ZM223 211H226L225 209L223 210ZM223 211H222V213H223ZM252 211V210H251ZM255 211V210H254ZM21 212L24 214V211H22L21 210ZM93 212H95V211H93ZM103 212V211H102ZM108 212V211H107ZM123 212V211H122ZM124 212V213H125ZM141 212V211H140ZM148 212V211H147ZM163 212H164V210H163ZM165 212H166V210H165ZM218 212V211H217ZM247 212V211H246ZM253 212V211H252ZM259 212V213H260ZM55 213V212H54ZM58 213V212H57ZM85 213H86V215H85ZM104 213H106V212H103V214ZM143 212H141V214H142ZM166 213H168V212H166ZM177 213V212H176ZM221 213V212H220ZM219 213V214H220ZM248 213V212H247ZM35 214V213H34ZM47 214H49V213H47ZM59 214V213H58ZM57 214V215H58ZM62 214V213H61ZM116 214V213H115ZM117 214H119V212L117 213ZM122 214V213H121ZM126 214H129V213H126ZM146 214V213H145ZM183 214V213H182ZM216 214V213H215ZM225 214V213H224ZM224 214H222V215H224ZM240 214V213H239ZM264 214V213H263ZM261 215V213L259 214V215H261V216H264V215ZM27 215V214H26ZM25 215V216H26ZM29 215V214H28ZM37 215V214H36ZM136 215V214H135ZM168 215H170L169 213L166 215V216H168ZM185 215H187V214H185ZM184 215V216H185ZM192 215H194V214H192ZM192 215H190V217L192 216ZM196 215V214H195ZM238 215V214H237ZM59 216V215H58ZM116 216V215H115ZM117 216H120V215H117ZM150 216V217H149ZM180 216V215H179ZM183 216V215H182ZM183 216V217H184ZM189 216V215H188ZM202 216H204V215H202ZM201 216V217H202ZM210 216V215H209ZM208 216V217H209ZM215 216V215H214ZM255 217H256V215H254ZM260 216V217H261ZM24 217V216H23ZM70 217V218H71ZM112 217H113V215H112ZM123 217V216H122ZM137 217V216H136ZM143 217H145V216H143ZM171 217V216H170ZM173 217V216H172ZM177 217V216H176ZM205 217V216H204ZM216 217H218V216H216ZM220 217H221V214H220ZM240 217V216H239ZM250 217V216H249ZM29 218V217H28ZM72 218H71V220H72ZM86 218H88L87 216H86ZM114 218V217H113ZM113 218H111V219H113ZM117 218V217H116ZM126 218H128V217H126V215H125V219ZM133 218V217H132ZM149 218V219H148ZM196 218L198 219V217L196 216ZM200 218V217H199ZM219 218V217H218ZM25 219V218H24ZM61 219V218H60ZM68 219V218H67ZM91 219V218H90ZM90 219L88 220L89 222H87L88 224L87 225H89V223H90V225H89V227L90 226H92L93 224H96L95 223V221H94V219H93V221L91 222L90 221ZM101 219V218H100ZM102 219H104V218H102ZM164 219H165V217H164ZM167 219V218H166ZM171 219V218H170ZM180 219V218H179ZM193 219V218H192ZM196 219V220H197ZM202 219V218H201ZM215 219V218H214ZM258 219V218H257ZM263 219H264V217H263ZM262 219V217H261V220H263ZM27 220V219H26ZM37 220V219H36ZM79 220V219H78ZM78 220H76V223L74 222V221H72V224H73V222L75 223V225H80L81 223V220L80 221H78ZM87 220V219H86ZM96 220H97V218H96ZM98 220H99V218H98ZM97 220V221H98ZM142 220V219H141ZM153 220H155V221H153ZM172 220V219H171ZM171 220H169V221H167V222H170ZM194 220H195V218H194ZM200 220V219H199ZM202 220H204V219H202ZM212 220V219H211ZM239 220H241V219H239ZM1 221V220H0ZM33 221H35V219H33ZM39 220H37V222H38ZM77 221H78V223L79 224H77ZM83 221H85V220H83ZM162 221V220H161ZM165 221V220H164ZM173 221V220H172ZM184 222H185V220H183ZM193 221V220H192ZM191 221V222H192ZM258 221V220H257ZM36 222V221H35ZM49 222V221H48ZM54 222V221H53ZM70 222V221H69ZM102 222V221H101ZM144 222V221H143ZM167 222H164V223H162L161 222V224H163V225H165V226H167V225H169L170 223H168L167 225H166V223ZM178 222H179V224L181 223V221H179L178 220ZM177 222V223H178ZM187 222V221H186ZM185 222V223H186ZM195 222V221H194ZM208 222V221H207ZM213 222V221H212ZM250 222V221H249ZM262 222V221H261ZM260 222V223H261ZM40 223V222H39ZM52 223V222H51ZM51 223H49L50 224V226H48L49 224H47L46 226L49 228V229H51L52 228V226H55V225H51ZM57 223V222H56ZM59 223V222H58ZM91 223H93L92 225H91ZM135 223V222H134ZM137 223V222H136ZM148 223V224H149ZM176 223V222H175ZM185 223H183L184 225H188V228H190L189 227V225L191 224H185ZM203 223V222H202ZM201 223V224H202ZM215 224H216V222H214ZM225 223V222H224ZM252 223H254V222H252ZM259 223V222H258ZM1 224H2V222H1ZM38 224V223H37ZM110 224H112V222H110ZM125 224V223H124ZM138 224V223H137ZM144 224H146V223H144ZM153 224H156V223H153ZM157 224H158V222H157ZM159 224H160V221H159ZM157 225V226H159V228H157V226L155 225L154 227H153V229H157V230H159L160 232H161V230H162V228H163V226L162 225ZM179 224H178V226H179ZM195 224V223H194ZM263 224V223H262ZM2 225V226H3ZM39 225V224H38ZM82 225V224H81ZM175 225V224H174ZM177 225V224H176ZM176 225H175V228H173V229H177L176 228ZM181 225V224H180ZM183 225V226H184ZM197 225V224H196ZM204 225V224H203ZM208 225V224H207ZM211 225V224H210ZM259 225V224H258ZM264 225V224H263ZM40 226V225H39ZM109 226V225H108ZM112 226V225H111ZM125 226V225H124ZM148 226H151V224H149ZM170 226H172L171 224H170ZM177 226V227H178ZM199 226V225H198ZM205 226V228H207L206 227V225H204ZM215 226V225H214ZM217 226V225H216ZM222 226V225H221ZM240 226H241V224H240ZM239 226V227H240ZM250 226H252V225H250ZM255 226H257V225H255ZM260 226V225H259ZM45 227V226H44ZM44 227H42V228H44ZM74 227V226H73ZM76 227V226H75ZM81 227V226H80ZM94 227H95V225H94ZM93 227V228H94ZM123 227V226H122ZM126 227V226H125ZM169 227V226H168ZM185 227V226H184ZM184 227H183V229H184ZM194 227V226H193ZM197 227V226H196ZM249 227V226H248ZM254 227V226H253ZM258 227V226H257ZM256 227V228H257ZM0 228H2L1 226H0ZM53 228H56V226L55 227H53ZM52 228V230H54ZM84 228V227H83ZM90 228H92V227H90ZM133 228V227H132ZM151 228V227H150ZM188 228H187V230H188ZM202 228V227H201ZM205 228H203V229H205ZM221 228V227H220ZM259 228H262V225L259 227ZM57 229V228H56ZM59 229V228H58ZM64 229V228H63ZM73 229V231L72 232H76V234H77V232L78 231H76V230H78V227H76V229H75V231H74V228H72ZM148 229H149V227H148ZM152 229V228H151ZM152 229V230H153ZM179 229H181L182 230V228H179ZM178 229V230H179ZM210 229V228H209ZM239 229V228H238ZM253 229V228H252ZM251 229V230H252ZM263 229H264V227H263ZM60 230V229H59ZM82 230V229H81ZM93 230V229H92ZM97 230V229H96ZM122 230V229H121ZM152 230H150V232L152 231ZM164 230V229H163ZM162 230V231H163ZM169 231H170V229H168ZM167 230V231H168ZM178 230H176L175 231V233L176 232H178ZM190 230V229H189ZM207 230V229H206ZM216 230V229H215ZM250 230V229H249ZM255 230V229H254ZM37 231V232H36ZM48 231V230H47ZM65 233H68V228L66 229H64L63 230ZM128 231V230H127ZM134 231V230H133ZM132 231V232H133ZM147 231H149V230H147ZM174 231V230H173ZM200 232H203V231H201V230H199ZM199 231H197V232H199ZM210 231H212V230H210ZM219 231V230H218ZM263 231V230H262ZM262 231H258L259 232V234L260 233H262ZM1 232V231H0ZM6 232V231H5ZM54 232V231H53ZM90 232V231H89ZM96 232V231H95ZM120 232V231H119ZM122 232H124V231H122ZM137 232V231H136ZM156 232V231H155ZM164 232V231H163ZM172 232V231H171ZM180 232V231H179ZM178 232V233H179ZM186 232V231H185ZM250 232V231H249ZM257 232V233H258ZM91 233V232H90ZM90 233L88 234L87 233V235H85V237L83 238L82 236H78L79 237V241L77 242V237H76V244H79V242L82 240V239H80V238H83V241H82V244H84L83 242H85V243H87V244H89L90 242H92V241H90L91 240V237H90ZM152 233V232H151ZM156 233H158V232H156ZM168 233V232H167ZM206 233H208L207 231H205L204 232V234H206ZM216 233V232H215ZM228 233H229V231H228ZM241 233V232H240ZM252 233V232H251ZM254 233V232H253ZM42 234V233H41ZM46 234V233H45ZM54 234V233H53ZM53 234H51V236L53 235ZM74 234V233H73ZM80 234V233H79ZM95 234V233H94ZM94 234H93V237H94ZM100 234H102V233H100ZM112 234V233H111ZM123 234V233H122ZM121 234V235H122ZM145 234V233H144ZM155 234V233H154ZM161 234V233H160ZM172 234V233H171ZM177 234V233H176ZM176 234H174V235H176ZM180 234H181V232H180ZM197 234V233H196ZM211 234V233H210ZM263 234H264V231H263ZM0 235H2L1 233H0ZM4 235V234H3ZM11 235V236H12ZM50 235V234H49ZM61 235V234H60ZM66 235V234H65ZM97 235V234H96ZM124 235V234H123ZM122 235V236H123ZM129 235V234H128ZM147 235V234H146ZM158 235V234H157ZM156 235V236H157ZM174 235H172V237L174 236ZM201 235V234H200ZM228 235H230V234H228ZM240 235V234H239ZM243 235V234H242ZM249 235V234H248ZM9 236H10V234H9ZM27 236V237H26ZM43 236V235H42ZM74 236V235H73ZM114 236V235H113ZM113 236H111V237H113ZM136 236V235H135ZM139 236V235H138ZM162 236H164V235H162ZM169 236H171L170 235V233H169ZM245 236V235H244ZM256 236H258V235H256ZM261 236V235H260ZM263 236V235H262ZM7 237H8V235H7ZM22 237H23V239H22ZM115 237H116V235H115ZM124 237V236H123ZM122 237V238H123ZM150 237V236H149ZM148 237V238H149ZM168 237V236H167ZM199 237V236H198ZM211 237V236H210ZM219 237V236H218ZM224 237V236H223ZM252 237V236H251ZM250 237V238H251ZM254 237V236H253ZM2 238V237H1ZM4 238H6V237H4L3 236V239ZM29 238V239H28ZM59 238V237H58ZM68 238V237H67ZM104 238H105V236H104ZM126 238V237H125ZM128 238H131V237H128ZM127 238V239H128ZM144 238V237H143ZM156 238V237H155ZM164 238H166V237H164ZM178 238V237H177ZM176 238V236L174 237V239H177ZM187 238V237H186ZM185 238V239H186ZM200 238H202V236L200 237ZM204 238V237H203ZM202 238V239H203ZM212 238V237H211ZM214 238V237H213ZM241 238H243V237H241ZM246 238V237H245ZM258 238H260V237H258ZM258 238H257V241H259L258 240ZM68 239H70V238H68ZM95 239H96V237H95ZM95 239H94V241H95ZM102 239V238H101ZM110 239V238H109ZM124 239V238H123ZM167 239V238H166ZM173 239V240H174ZM182 239V238H181ZM180 239V240H181ZM189 239V238H188ZM208 239V238H207ZM247 239V238H246ZM0 240H2V239H0ZM60 240V239H59ZM59 240H57V241H59ZM72 240V239H71ZM74 240H75V238H74ZM129 240V239H128ZM146 240H147V237H146ZM153 240V239H152ZM160 239H158V241H159ZM171 240H172V238H171ZM199 240V239H198ZM241 240V239H240ZM254 240V239H253ZM7 241V240H6ZM6 241L4 240V242L6 243ZM70 241V240H69ZM93 241V242H94ZM120 242L118 243V246H119V249L121 250V252H123V254L119 251V249H118V251H119V254L121 255V257L119 256V258H120V261H121V259H122V261H124L125 263H123V264H134L135 262H134V260H133V257H132V255H131V253H128L127 252V250H128V246H127V250L124 248V246H125V244L127 243H123V242H121V240H119ZM126 240L124 239V242H125ZM132 241V240H131ZM141 242H142V240H140ZM156 241V240H155ZM164 241V240H163ZM179 241V240H178ZM188 241V240H187ZM215 241V240H214ZM245 241V240H244ZM2 241H0V245L1 244H5L4 242L3 243H1ZM25 242V243H24ZM26 242H28V243H26ZM89 242V243H88ZM152 242V241H151ZM167 242H169V241H167ZM175 242H177L176 240H175ZM181 241H179V243L178 244H180L181 245V243H180ZM184 241H182V243H183ZM201 242H204V241H200V243ZM218 242V241H217ZM240 242V241H239ZM252 242V241H251ZM58 243H60V242H58ZM67 243V239H66V237H61V244H63V245H65ZM98 243V242H97ZM106 243H107V241H106ZM122 243H123V245H122ZM158 243V242H157ZM164 243V242H163ZM171 243H172V241H171ZM170 243V244H171ZM188 244H189V241L187 242ZM205 243V242H204ZM203 243V244H204ZM208 243V242H207ZM229 243H231L230 241H229ZM245 243V242H244ZM247 243H248V241H247ZM258 243V242H257ZM25 244H26V246L28 247V249H25ZM56 244V243H55ZM99 244V243H98ZM98 244H95V246L96 245H98ZM105 244V243H104ZM128 245H129V242L127 243ZM132 244V243H131ZM139 244V243H138ZM141 245H139L140 247L142 246V249H143V247H144V249L146 250L147 248H146V245H144L143 246V242L142 243H140ZM188 244H186V245H183V246H185V247H187L188 249V255L190 254V247H192L191 245H188ZM191 244V243H190ZM193 244V243H192ZM211 244V243H210ZM214 244V243H213ZM228 244V243H227ZM246 244V243H245ZM250 244V243H249ZM254 244V243H253ZM261 244V243H260ZM7 245H6V247H7ZM72 245H74L73 243H71V246ZM93 245V244H92ZM100 245V244H99ZM106 245V244H105ZM154 245H155V242H154ZM168 245V244H167ZM172 245H175V244H173L172 243ZM177 245V244H176ZM182 245L180 246V248L182 247ZM205 246H206V244H204ZM229 245V244H228ZM262 245H264V243H262ZM61 246V245H60ZM78 246H80V245H78ZM82 246H84V245H82ZM81 246V247H82ZM87 246H89V245H87ZM110 246H111V244H110ZM115 246V245H114ZM117 246V247H118ZM121 246V247H120ZM134 246H136V244L134 245ZM134 246H133V248H134ZM157 246V245H156ZM189 246V247H188ZM203 246V245H202ZM205 246H204V249L206 250V248H205ZM251 246V245H250ZM2 247H4V246H2ZM64 247H66V246H64ZM99 247V246H98ZM116 247V248H117ZM126 247V246H125ZM138 247V245L135 247V251L138 253V251L140 252V250H136V248ZM161 247V246H160ZM165 247V246H164ZM175 247V246H174ZM177 247H178V245H177ZM197 247V246H196ZM249 247V246H248ZM73 248V247H72ZM75 248H76V246H75ZM93 248V247H92ZM92 248H91V250H92ZM131 248V247H130ZM133 248H131V249H133ZM155 248V247H154ZM172 248V247H171ZM170 248V249H171ZM1 249V248H0ZM41 249V250H40ZM69 249V248H68ZM82 249V248H81ZM102 250H103V248H101ZM111 249H113V247L111 248ZM110 249V250H111ZM124 249V250H123ZM131 249H129L128 251L129 252H131L132 250ZM152 249V247L150 246V250ZM167 249V248H166ZM173 249V248H172ZM192 249V248H191ZM198 249V248H197ZM216 249V248H215ZM221 249V248H220ZM252 249V248H251ZM7 250V249H6ZM26 250V251H25ZM39 250H40V253H41V251H42V253L41 254H43V255H40L39 254V256L37 255L38 254V252H39ZM54 250V249H53ZM57 250V249H56ZM71 250V249H70ZM74 250V249H73ZM77 250V249H76ZM86 250H88V253H87V255H89V247H88V249H86ZM126 250V251H125ZM145 250H143V253H144V251ZM153 250V249H152ZM158 249H156V251H157ZM165 250V249H164ZM176 250V249H175ZM183 250V249H182ZM186 250V249H185ZM201 250H202V248H201ZM212 250V249H211ZM227 250V249H226ZM230 250V249H229ZM233 250V249H232ZM2 251H4V250H2ZM45 251L48 253L49 252V256H51V257H53L54 259L56 258L58 261H56V262H54V260H52L53 258H50V259H48V260H46V258H44L43 256H45ZM72 251V250H71ZM70 251V252H71ZM97 251V250H96ZM103 251H105V250H103ZM107 251H108V249H107ZM117 251V250H116ZM116 251L115 252H113V254L114 253H116ZM135 251H134V253H135ZM178 251H179V249H178ZM196 251V250H195ZM207 251V250H206ZM217 251V250H216ZM248 251V250H247ZM257 251H259V250H257ZM10 252V253H9ZM60 252V251H59ZM64 252V251H63ZM65 252H67V250L65 251ZM78 252V251H77ZM80 252V251H79ZM81 252H82V250H81ZM80 252V253H81ZM87 252V251H86ZM92 252H93V250H92ZM99 254H100V252L99 251H97ZM96 252V254H98ZM109 252V251H108ZM112 252V251H111ZM146 252V251H145ZM166 252V251H165ZM168 252H170V250L168 251ZM182 252V251H181ZM212 252V251H211ZM215 252V251H214ZM45 253V254H44ZM94 253V252H93ZM92 253V254H93ZM105 253H106V251H105ZM141 253V252H140ZM139 253V254H140ZM178 253V252H177ZM217 252H215V254H216ZM245 253V252H244ZM254 253V252H253ZM72 254V253H71ZM103 254V253H102ZM136 254V253H135ZM134 254V255H135ZM151 254V253H150ZM169 254V253H168ZM172 254V253H171ZM181 254V253H180ZM183 254V257H185V255H184V253H182ZM195 255L196 254H198V253H194ZM211 254H213V252L211 253ZM219 253H217V255H218ZM229 254V253H228ZM47 255V254H46ZM68 255V254H67ZM73 255H76V253L75 254H73ZM83 255V254H82ZM91 255V254H90ZM85 256V258L87 257V259L85 260V259H83L82 257V259H83V261L85 260V264H95V261L94 260H96V259H94L93 261H92V259H88V258H90L91 256ZM94 255V254H93ZM115 255V254H114ZM118 255V254H117ZM143 255V254H142ZM148 255V254H147ZM175 255V254H174ZM202 255V254H201ZM220 255H221V253H220ZM219 255V256H220ZM250 255V254H249ZM248 255V256H249ZM256 255H258V253L256 254ZM12 256V258H10ZM42 256V257H41ZM77 256H79V255H77ZM137 256V255H136ZM156 256V255H155ZM159 256V255H158ZM167 256H172V255H167ZM176 256H177V254H176ZM179 256V255H178ZM190 256V255H189ZM204 256V255H203ZM213 256V255H212ZM211 256V257H212ZM219 256H217V257H219ZM227 256V255H226ZM236 256V255H235ZM235 256H234V258H235ZM94 257V256H93ZM106 258H107V256H105ZM123 257V258H122ZM139 257V256H138ZM145 257H147V256H145ZM160 257H162L161 255H160ZM163 257H165V256H163ZM181 259H184L183 257H181V256H179ZM195 257V256H194ZM197 257H198V259H197V262L199 263V261H200V263L201 264H204V262L206 261V258H205V261L202 259V257L200 258L199 257V254L197 255ZM196 257V258H197ZM205 257V256H204ZM203 257V258H204ZM237 257V256H236ZM240 257V256H239ZM242 257H243V255H242ZM252 257V256H251ZM259 257V256H258ZM44 258V259H43ZM48 258V257H47ZM77 258V257H76ZM80 258V256L78 257V259ZM92 258V257H91ZM141 258H143V257H141ZM154 258V257H153ZM172 258H174L173 256H172ZM186 258H188L189 259V257L188 256H186L185 257V260H186V262L188 261V259H186ZM213 258V257H212ZM238 258V257H237ZM244 258H245V256H244ZM243 258V259H244ZM10 259V260H9ZM71 259V258H70ZM73 259V258H72ZM82 259H79V261H81ZM114 259V258H113ZM147 259V258H146ZM149 259V258H148ZM151 259V258H150ZM155 259V258H154ZM160 259V258H159ZM165 259V258H164ZM210 259V257L208 258V260ZM225 259V258H224ZM236 259V258H235ZM241 259V258H240ZM239 259V260H240ZM262 259V258H261ZM99 260V259H98ZM97 260V261H98ZM101 260V259H100ZM103 260V259H102ZM105 260V259H104ZM166 260V259H165ZM170 260H171V258H170ZM173 260V259H172ZM171 260V261H172ZM195 260V262H196V259H194ZM202 260V261H201ZM237 260V259H236ZM235 260V261H236ZM260 260V259H259ZM11 261V262H12ZM77 262V259H76V262H77V264H84V263H81V262ZM154 261V260H153ZM170 261V262H171ZM175 261V260H174ZM184 261V260H183ZM183 261H181V262H183ZM210 261V260H209ZM218 261V260H217ZM221 261V260H220ZM227 261V260H226ZM233 261V260H232ZM243 261V260H242ZM2 262H0V264L2 263ZM140 262H141V260H140ZM149 262V261H148ZM147 262V263H148ZM151 262H152V260H151ZM163 262V261H162ZM186 262H184L183 264H185ZM189 262V261H188ZM197 262H196V264H197ZM208 262V261H207ZM206 262V263H207ZM2 263V264H3ZM100 263V262H99ZM122 263V262H121ZM146 263V262H145ZM175 263V262H174ZM177 263V262H176ZM205 263V264H206ZM214 263V262H213ZM237 263V262H236ZM74 264V263H73ZM101 264V263H100ZM107 264V263H106ZM116 264V263H115ZM139 264V263H138ZM141 264V263H140ZM142 264H143V261H142ZM154 264H155V262H154ZM179 264H181V263H179ZM187 264V263H186ZM207 264H209V263H207ZM223 264H224V262H223ZM227 264V263H226ZM238 264V263H237ZM245 264H246V261H245Z\"/></svg>",
	"mask_w": 264,
	"mask_h": 264
},
{
	"label": "rangeland",
	"instance_id": "rangeland-1",
	"mask_svg": "<svg viewBox=\"0 0 264 264\" xmlns=\"http://www.w3.org/2000/svg\"><path fill=\"white\" fill-rule=\"evenodd\" d=\"M0 1H2V0H0ZM91 1H94L95 2V0H91ZM146 0H144V2H145ZM153 0H147V2H146V4H144L143 5V7L142 8H151V6H152V8L153 7H155L153 4L154 3H150V2H152ZM199 1V0H198ZM210 1V0H209ZM214 1V6H215V8H219V7H221V6H226L225 8L226 9H228V11L230 10V8H231V6L229 5L231 2H228V1H230V0H212V2ZM46 3H44V2H41L40 3V5H37V6H33V10H36L37 12H34V13H32V15L31 16H29V19L27 18L25 21H24V19H23V16H24V14L22 13V17H20L19 18V20H18V24H17V26H15V27H18V29L17 28H6L7 30H4V32H3V34H2V36H1V39H0V61H1V59L2 60H4V61H1V63H2V65H1V63H0V66H3V67H0V69L2 68L3 70H2V72H1V70H0V146H1V148H0V164L2 163V161L4 162V161H6V160H8V158H13V159H11V160H15L16 158H18V155L16 154L17 152H15L16 150H15V144H13L12 142H13V139L11 138L10 139V136L12 135V132H13V135H16V136H18L19 138H20V140H19V142H22V143H24L23 145H22V143H21V145L22 146H24L25 148H27L28 146H26V145H28V144H26L27 142H29V138H30V135H32V136H36V139H38V143H40L41 144V148L42 149H44V150H51L50 152L53 154V156H54V154H55V152H57L58 150H59V152L61 153L62 152V150L64 149L65 151L66 150H68V149H65V148H68V144L70 143L69 141H71V144L73 145V150L71 151V153L72 152H74V153H72V154H70V152H69V150L68 151H66L65 153H66V155H65V153H64V150H63V152L61 153V155H59L58 157H60V156H66L67 158H69V156H71V157H73L72 159H74L73 160V163L71 164L72 166H73V173H74V170L75 171H77V173H75V175L77 174L78 175V173L80 172L81 173V175L83 174V173H85L87 170H86V165L87 164H85L84 163V160H85V158H87L86 156H85V153H87V152H89V151H86V149L87 150H89L91 147H89V146H92L91 145V143L89 142V141H92L91 140V138H89V133H86V136H85V138H84V135L85 134H83V132H81L82 134H80V129H82V126H83V124H85L86 123V119H84V122L82 121V123H81V119L82 118H80L81 116H80V113H81V111L80 110H78V109H82V107H81V105H84L83 104V102H84V99L85 98H83V97H81L82 96V94L81 93H79V92H81V91H79V89L78 88H76V87H78V85H79V83H78V76L77 75H75V76H73V80L75 81V82H73V83H75L74 85H72V84H68V85H66L65 84V86L63 85V83L61 84L60 83V79H62L63 78V74L62 73H64L65 72V68H68L67 70H70L71 72L73 71L74 72V74H78V73H80V71H82L83 70V68L80 66V64H79V62H78V60H74V64H73V62H72V65H70V64H67L66 66H64V65H61L60 67H58L57 68V66H54L53 65V62H52V54H51V51L49 52V50H51L50 49V47H52V45H56V42H55V40H54V31H58V30H56L55 28V30L53 29V25H50V24H54V22L56 21V18L58 17V16H64V21H65V23H66V21L68 22V23H63V27L60 29V30H65V28L64 27H66V29H68V31H67V33L69 32V33H72V35H74V37H75V39L72 37L71 38V40H70V43L69 44H71V45H73V46H77L78 47V45H79V43H81V44H93V41L95 42V39L94 38H91V40H82L83 39V37H80V34H79V31L81 30V24H80V22L82 23V21L84 20L83 19V17L84 16H82L83 15V12H82V8H85V7H90V8H92V6L93 7H99V4L98 3H86L85 5H81L80 7H79V9H72L71 7H73V5H72V3H67L66 5L65 4H63L62 2H61V0H47V1H45ZM60 2V3H59ZM207 2H208V0H200L199 1V3H200V5H199V3H198V12H199V10H201V12H203V13H201V12H199V14L197 13V15L198 16H196V15H194V16H188V17H186L185 18V20H184V23H183V26H185L186 24H191L192 25V23H194L196 20H201V18L203 19L204 17L206 18V14H207V9L208 8H206V7H208L207 6ZM236 6H235V9L233 10L234 12H235V14H231L230 15V17H232V20L234 19V21L231 23V24H233V27H231V24H229V29H231L229 32H231L232 33V35H231V33H230V35L231 36H229L230 38V40L229 39H225L226 41H224V43L225 44H223V46H222V48L220 47H218L217 49L218 50H220V49H222L221 51H219V52H217V49H214L216 52H217V54L219 53V54H221L222 56V58L223 57H226V56H228L227 57V64H228V66H226V63L224 62H222L223 61V59L221 58V60L219 59L220 58V55L219 56H215L213 53H215L214 51H212L210 48V52H208L207 53V51H209L208 50V48L206 49H203V54H205L206 55V53L208 54V55H206V58L205 57H203V59H202V63L201 64H199V66L200 65H202V66H200V67H198L197 68V70H202L201 72V74H202V79L204 78V76H205V79H204V81H206V83H207V87H208V89L210 90H213V91H211V95H210V97H208V100H210V102L212 101V102H214V103H217L218 105H217V107L218 106H220L219 105V102L220 103H224V101L226 100V101H229V106H230V104H232V102L233 103H238V100H240V98H242V99H244V96L243 95H245V92L244 93H242V91L244 90L243 88H242V86L244 87H247L248 89H250L248 86V84L250 83V85L252 86V87H255V86H257V85H260V84H257V82L255 81V80H257L258 81V83H262V85H260V86H257V87H255V88H251L250 90H251V92H252V94H251V92L247 89V88H245L247 91H249V92H247L246 91V93H249V95H250V97H253V94H254V96H258V95H261V93L259 92V90L260 91H262V89L260 88V87H262L263 89H264V57H261V55H263L264 56V54H263V49H264V0H236ZM1 3H3V1L1 2ZM48 3V4H47ZM120 3H121V6H120ZM149 3V4H148ZM229 3V4H228ZM45 4H47V5H45V7L43 8V6ZM55 4V5H54ZM117 4L119 5V8H126V6H128L127 8H129V6H138V5H136L135 3H131V4H128V5H126L125 4V2H123V1H121V0H118L117 1ZM152 4V5H151ZM3 5H6V4H3ZM2 4L0 5V6H3ZM146 5V6H145ZM49 6H53L52 7V11L53 10H55L53 13H52V15H54L53 16V18L49 15V14H51L50 12H48L49 10L48 9H51V7L50 8H48ZM148 6H150V7H148ZM38 9H37V8ZM40 7V8H39ZM58 7V8H57ZM140 7V6H139ZM140 7V8H141ZM156 7H157V5H156ZM2 7H0V14L2 13V12H4L3 10V8L1 9ZM4 8H5V6H4ZM45 8H46V10H48V11H45ZM48 8V9H47ZM63 8H64V10H63ZM168 8V6L167 5H164V4H161V5H159V10L158 11H165L166 9ZM41 9H42V11H41ZM58 9V10H57ZM204 9V10H203ZM205 9H206V12H205ZM239 9V10H238ZM39 10H40V12H39ZM57 10V11H56ZM61 10V11H60ZM71 10V11H70ZM237 12H236V11ZM64 11V12H63ZM124 11V10H123ZM43 12H46V14H44V15H46V17L45 16H43ZM80 14H79V13ZM233 12V13H234ZM68 13V14H67ZM206 13V14H205ZM236 13H237V15H236ZM240 13L242 14V15H240ZM37 14V15H36ZM121 13H119V15H120ZM203 14V15H202ZM208 14H209V12H208ZM39 15L41 16V19H42V17H44L45 19H42L43 20V22H41L42 20L39 18ZM202 15V17H200V18H198L199 16H201ZM204 15H206V16H204ZM240 15V16H239ZM238 16V17H237ZM241 16H242V18H241ZM0 17H1V15H0ZM55 17V18H54ZM39 18V19H38ZM49 18H50V22L51 21H53L52 23H50V22H48V20H49ZM75 18L76 19H78V20H75ZM236 18H238V20H237V22H235L236 21ZM48 19V20H47ZM47 22H46V21ZM55 20V21H54ZM240 20V21H239ZM45 21V22H44ZM77 21V22H76ZM28 22L29 23H31V24H28ZM240 22V23H239ZM22 23V24H21ZM36 23V24H35ZM39 23H40V25H41V27L44 25V27L46 28V25H47V28L48 27H50V26H52V27H50L49 28V30L52 32V36L50 35L51 34V32L50 31H48V29L46 28H42V30H46V31H48V39L50 40H48L49 42V46H48V44L46 43V45H45V43H44V46H43V43H42V41L43 42H47V40H45L44 39V37H43V34H42V31H41V29H39ZM49 23V24H48ZM74 24L73 26H71V25H69V24ZM237 23V24H236ZM29 25V26H31V27H29V26H27V25ZM39 26H38V25ZM83 24V23H82ZM19 25V26H18ZM21 25V26H20ZM23 25V26H22ZM33 25V26H32ZM189 26L190 27V29L192 30V26ZM38 26V27H37ZM71 26V27H70ZM237 26V27H236ZM26 27V28H25ZM27 27L29 28V29H32V30H34V31H30V30H28V32L26 33V35H25V32H26V29H27ZM68 27V28H67ZM70 27V28H69ZM252 27V29L249 31L248 30V28L250 29ZM35 28H38V29H35ZM72 28V29H71ZM73 28H75L74 29V31H72L73 30ZM15 30L14 31V33H13V30ZM20 29V30H19ZM71 29V30H70ZM12 30V31H11ZM18 30H19V32H18ZM21 30H23V31H21ZM37 30H39V31H37ZM239 30V31H238ZM242 30V31H241ZM37 31V32H36ZM66 31H63V32H66ZM78 31V32H77ZM5 32H8L7 33V36H6V34H5ZM12 32V33H11ZM17 32V33H16ZM21 32V33H20ZM38 32H40V33H38ZM193 32H195V34H196V37H197V33H196V31L194 30ZM236 32V33H235ZM40 34L39 36L37 35V34ZM235 33V34H234ZM257 33V34H256ZM14 34V35H13ZM22 34V35H21ZM79 34V35H78ZM193 34V33H192ZM195 34H193V35H195ZM32 35V36H31ZM37 35V36H36ZM192 35V36H193ZM3 36H6V38L5 37H3ZM21 36H23L22 38H21ZM31 36V37H30ZM35 36V37H34ZM41 36V37H40ZM49 36H51L52 37V40H51V37H49ZM80 37V38H78V39H76L77 37ZM17 37V38H16ZM238 37V38H237ZM10 38V39H9ZM15 38H16V40H15ZM32 38V39H31ZM240 38V39H239ZM23 40V41H21V42H19L18 40ZM122 39V38H121ZM1 40H2V43H1ZM42 40V41H41ZM5 41V42H4ZM18 41V42H17ZM29 41V42H28ZM30 41H31V43H30ZM80 41V42H79ZM91 41V43H89ZM6 42H7V45H6ZM16 42V43H15ZM53 42V43H52ZM54 42H55V44H54ZM76 43L77 45H75V44H73V43ZM83 42V43H82ZM263 42V43H262ZM19 43H21L20 45H19ZM33 43V44H32ZM228 43V44H227ZM241 43V44H240ZM52 44V45H51ZM244 45H245V47H248V49H247V52L250 54V52H249V49L251 50V51H253L254 52V50H255V52L254 53H256V54H252L253 55V57H252V60H255V61H251V57L250 56H252V55H249L248 53H247V58H246V55H244V54H246V51L244 50V49H246L245 47H244ZM1 46H2V48H1ZM34 46H36V47H34ZM238 48H237V47ZM251 46H253V47H251ZM19 47V48H18ZM21 47V48H20ZM23 47V48H22ZM28 47V48H27ZM234 47H235V49H237L236 51H235V49H234ZM242 48V50H241V48ZM250 47V48H249ZM18 48V49H17ZM34 48V51L32 50ZM43 48V49H42ZM46 48V49H45ZM256 48V49H255ZM3 49V50H2ZM21 49V50H20ZM23 49V50H22ZM229 50V49H231V52L230 51H228L227 50V52L230 54V55H228V53L226 52V53H224V51L223 50ZM241 50V52H239V50ZM46 50H48V52L47 53H43V51H46ZM204 50H206V52L204 51ZM233 50V51H232ZM257 50H259V51H257ZM3 51V52H2ZM18 51H19V53H18ZM29 51V52H28ZM33 51V52H32ZM244 51V52H243ZM258 53H257V52ZM260 51H262V54H261V52ZM211 52H213V53H211ZM234 52V53H233ZM237 52H238V54L239 55H241V56H239L238 54H237ZM34 53V54H33ZM41 53H43V58H42V54ZM48 53H50L51 54V56H50V54H48ZM209 53H211V54H209ZM237 54V55H233V54ZM241 53H243V55L244 56H242V54ZM252 53V52H251ZM45 54V55H44ZM47 54V55H46ZM216 54V53H215ZM224 54V55H223ZM227 54V55H226ZM7 55V56H6ZM234 56V57H236V56H238L239 58H238V60H237V57H236V63L235 62H233L234 60H235V58H233V57H231V56ZM254 55H257V56H259L260 55V58H262L263 59V61H262V59H258L259 57H257V56H254ZM29 56V57H28ZM37 56V57H36ZM229 56H230V58H229ZM6 57H8V58H6ZM17 57V58H16ZM34 57H36V62L35 63H33L35 60H33V58ZM245 57V58H244ZM250 57V58H249ZM29 58V59H28ZM31 58V59H30ZM216 58H218L219 60H220V62H217L218 61V59H216ZM229 58V59H228ZM244 58V59H243ZM255 58V59H254ZM10 60V61H8V60ZM41 59H42V61H45V66L47 65L48 66V68L50 69L51 67L53 68V71H52V68L50 69V71H52V73H50L51 75H55L54 73L56 72V68L58 69V73H56V77L58 76V75H60V77H55V79H52V81H44L43 80V73L46 71V69H43L45 66L42 64L43 62H41ZM231 59H233L232 61H231ZM240 59H242V61H240ZM245 59H247L246 61H244ZM250 59V61L252 62H248V60ZM259 60V62L257 61V60ZM31 60V62H32V64L34 65L33 67H32V64L31 65H29L31 62H29ZM216 60V61H215ZM48 61V62H47ZM261 65V67H258L259 68V70H257V69H255V70H257L258 72L260 71L261 72V75H260V72H259V74H257L256 73V71L255 70H253L254 68H256V66H259V65H257L258 63ZM262 61V62H261ZM77 62V63H76ZM238 62H239V64H238ZM248 62V66H249V63H251L250 65H252V64H254V62H256L257 64H254V65H256V66H254V67H252V66H250V67H252V68H250L249 69V67H248V69H249V72H251V74H248V69H246L247 68V63ZM27 63H29V64H27ZM47 63V64H46ZM48 63H49V65H48ZM204 63V64H203ZM221 63H223V64H221ZM235 63V66L234 65H231V64H234ZM242 63V64H241ZM246 65H245V64ZM40 64V65H39ZM78 65L77 67L76 66H74V65ZM244 64V65H243ZM28 65L30 66V67H32L31 68V73L29 72V68H28ZM43 65V66H42ZM203 65H205V66H203ZM231 65V66H230ZM236 65L238 66V68L236 67ZM263 65V66H262ZM5 66V67H4ZM40 66V67H39ZM79 66H80V68H79ZM222 66V67H221ZM233 66V67H232ZM240 66V67H239ZM246 66V68H244L243 69V67H245ZM39 67V68H38ZM206 67V68H205ZM219 67V68H218ZM242 67V68H241ZM7 68V69H6ZM81 68H82V70H81ZM231 68H233V69H231ZM241 68V69H240ZM5 69V70H4ZM38 69V70H37ZM39 69H43V70H45V71H42L41 70V72L39 71ZM206 69V70H205ZM226 69V70H225ZM235 69V70H234ZM238 69V71H239V73H238V71H236ZM243 69V70H242ZM251 69H252V71L254 72V73H252V71H251ZM60 70V71H59ZM61 70H62V72H61ZM199 70V71H200ZM209 70V71H208ZM230 70V71H229ZM231 70H232V73L234 74V77L232 76L233 74L231 73ZM38 71V72H37ZM48 71V73L50 72L49 70H47ZM64 71V72H63ZM222 71H225V73H226V71H227V73L225 74L224 72H222ZM234 71H236L237 72V74L234 72ZM243 71V72H242ZM245 71L247 72V74L245 73ZM209 72V73H208ZM213 72V73H212ZM218 72H219V74H218ZM32 74V75H30V74ZM39 73H41V74H39ZM207 74V75H205V74ZM231 73V74H230ZM246 74V76L247 77H245V75H242V74ZM209 74V75H208ZM210 74L212 75V77L210 76ZM222 74V75H221ZM236 74V75H235ZM241 75L240 77H239V75ZM254 74H257V75H255L256 76V79H255V76H254ZM214 75V76H213ZM215 75H217V76H215ZM224 75V76H223ZM248 75H253V76H249L250 78H251V80H253V83L251 84V80L248 78ZM209 76H210V80L212 81V79H213V84H211L210 83V80H209ZM221 76V77H220ZM236 76V77H235ZM238 76V77H237ZM244 76V77H243ZM75 77V78H74ZM228 77V78H227ZM230 77V78H229ZM233 77V78H232ZM255 79H253V78ZM257 77H260V78H258L257 79ZM9 78V79H8ZM18 78V79H17ZM37 78V79H36ZM54 78V77H53ZM241 78V79H240ZM243 78V79H242ZM56 79H57V81H56ZM76 79V80H75ZM217 79V80H216ZM219 79V80H218ZM233 80V79H236V80H234V81H231V80ZM238 79V80H237ZM239 79H240V81H239ZM247 79H249L248 81H245V80H247ZM6 80H8V81H5ZM259 80H261V81H259ZM4 81V82H3ZM40 81V82H39ZM41 81H43V83H41ZM220 81V82H219ZM255 81V82H254ZM46 82V83H45ZM224 82V83H223ZM249 82V83H248ZM39 83H41L40 84V86H38V84ZM45 83V84H44ZM235 83V84H234ZM241 83V84H240ZM248 83V84H247ZM254 83H256L255 85H253ZM45 86H44V85ZM61 84V85H60ZM211 84V85H210ZM217 84V85H216ZM238 84V85H237ZM240 84V85H239ZM26 85V86H25ZM48 85V86H47ZM60 85V86H59ZM232 85H234V86H232ZM69 86H71V87H69ZM214 86V87H213ZM241 86V87H240ZM17 87V88H16ZM210 87V88H209ZM44 88V89H43ZM58 89V88H60V90H61V93L59 92V94H60V98L59 97H57V94H55L56 92V90L55 89ZM257 88V90H255L254 91V89H256ZM48 89V90H47ZM64 89V90H63ZM215 89V90H214ZM217 89V90H216ZM259 89V90H258ZM37 90V91H36ZM42 90V91H41ZM59 90V91H60ZM66 90V91H65ZM72 90L74 91V92H72ZM75 90H76V92H75ZM225 90V91H224ZM242 90V91H241ZM254 92H256L257 91V93H260V94H258L257 95V93H253V91ZM36 91V92H35ZM78 91V92H77ZM125 90H123V93H122V91L120 90V91H117L116 93H122V95L119 93V95H121V96H126V91L124 92ZM239 91V92H238ZM129 92V91H128ZM127 92V95H129L130 94V92L128 93ZM43 93V94H42ZM70 93V94H69ZM74 93V94H73ZM95 93H96V95H98L96 98H94V96H95ZM95 93H93L92 94V97H91V99L93 100V101H97L98 99H100L99 97H101V93H99V92H97V91H95ZM124 93H125V95H124ZM216 95H215V94ZM234 93V94H233ZM237 93H239V95L240 96H242V97H240V96H238V94ZM240 93H242V94H240ZM63 94V95H62ZM79 94H81V96H79ZM256 94V95H255ZM65 95H66V97H65ZM68 95V96H67ZM72 95V96H71ZM94 95V96H93ZM118 95V96H119ZM74 96V97H73ZM121 96H119V97H121ZM228 96V97H227ZM231 96V97H230ZM59 98V99H57V98ZM83 98V99H81V100H79V98ZM239 97V98H238ZM121 98H123V97H121ZM120 98V99H121ZM215 98V99H214ZM91 99H90V102H92V103H90L89 101H88V103H90V105H91V108L93 107L94 108V106H92V105H96V107L98 108V106H99V104H102V103H99V102H96V103H94L93 101H91ZM96 99V100H95ZM124 99V98H123ZM125 99H126V97H125ZM225 99V100H224ZM70 101V102H69ZM86 101V100H85ZM99 101V100H98ZM226 101H225V103H226ZM235 101V102H234ZM243 101V100H242ZM118 102V104L116 105L117 107H116V110L117 109H119V110H117V116H127L128 114L130 115L131 113H132V109H134V107L132 106L134 103H132L131 104V106L133 107H128L129 106V103H127L126 104V102L125 101H123V100H118V101H116V103ZM121 102V103H120ZM126 104V106L127 107H123V106H125L124 105V103ZM231 102V103H230ZM239 102H241V100L239 101ZM55 104V103H61L60 104V106H58L57 107V105L55 106V108L56 109H53V111H57V116H59L60 117V119L62 120V123L66 120V119H68L67 121H69V122H67V121H65L66 123H67V125L69 126V127H67L68 128V130L70 129V132H71V134H73V136L70 134V135H68L67 134V136L66 135H61V137L59 136V138H61V140L57 137L55 140H50V139H48L49 137H47V135L48 134H46V132H47V129H49V130H51V126H49L48 124H49V113L51 112V110H52V108H53V104ZM69 103H71V104H69ZM85 103V102H84ZM94 103V104H93ZM97 103H98V106H97ZM122 103H123V106H122ZM213 103V104H214ZM64 104V105H63ZM73 104V105H72ZM105 104V107H106V104L107 103H104ZM104 104H102L103 106H104ZM201 104V103H200ZM67 105H69V107L67 106ZM76 105V106H75ZM80 105V106H79ZM111 105V104H110ZM179 105H181V106H184V107H179L178 108V113H179V109L181 108V110H185V109H187V103H183V104H179ZM214 105H216V104H214ZM233 105V104H232ZM231 105V108H233L234 106H232ZM238 105H240V108H242L241 110H243V111H245V112H243V111H240L241 113H242V117H243V115H244V120L246 121V123L247 124H249L250 122L251 123H253L254 122V120L255 119H253V118H255L256 117V113H255V105H253V106H251V107H249V108H247V106H246V104L244 105V103H243V105H242V103H239ZM72 106H74V107H72ZM119 106H122L121 108H119ZM225 105L223 104L222 106H220V107H218V111H221L222 112V110H223V107H224ZM242 106V107H241ZM65 107V108H64ZM68 107V108H67ZM100 107V109H101V106H99ZM104 107V108H105ZM160 107H163V105H161ZM226 107V106H225ZM239 107V106H238ZM246 107V108H245ZM60 108V109H59ZM104 108H102L103 109V111H104ZM107 108V107H106ZM105 108V109H106ZM125 108H127V109H125ZM128 108H131V109H129V110H131V111H129L128 110ZM149 108V107H148ZM147 108V109H148ZM183 108V109H182ZM222 108V109H221ZM229 109H228V111H231L232 109L230 108V107H228ZM120 109L121 110H123L122 112L120 111ZM124 109H125V111H124ZM231 109V110H230ZM246 109H249V112H250V114H247L246 112H248ZM62 110V111H61ZM69 110V111H68ZM135 110V109H134ZM161 110V109H160ZM159 110V111H160ZM181 110H180V112H181ZM44 111V112H43ZM48 111H49V113H48ZM120 111V112H119ZM71 112V113H70ZM124 112H126V113H124ZM129 112H131V113H129ZM144 112V114H142V117L143 116H145V115H147V114H151V113H153V111L150 109H148V112H147V114H146V110L145 111H143ZM150 112V113H149ZM166 112H167V110H166ZM185 112V111H184ZM183 112V113H184ZM248 112V113H249ZM60 113V114H59ZM119 113H123V114H125V115H123V114H119ZM244 113H246L247 115H248V117H246L245 116V114ZM255 113V114H254ZM68 114V115H67ZM75 114V115H74ZM119 114V115H118ZM127 114V115H126ZM154 115H156V113H153ZM153 114H151L150 115V117H149V119L147 118V116L145 117L147 120H151V121H153V120H155L156 119V117L153 115ZM157 114H159V112L157 113ZM179 114H182V113H179ZM223 114H224V112H223ZM227 114L229 115V114H231L230 112H227ZM62 115V116H61ZM128 115V116H129ZM183 115V114H182ZM182 115L180 116L179 115V119L181 120V122H182V119L181 118H184V116L182 117ZM185 115V114H184ZM227 115V116H228ZM250 115H255L254 117H250ZM3 116V117H2ZM47 116V117H46ZM65 116V117H64ZM73 116V117H72ZM121 116V117H122ZM127 116V117H128ZM152 116V117H151ZM153 116H154V119H153ZM157 117L159 116V115H156ZM224 116H226V113H225V115ZM226 116V117H227ZM28 117V118H27ZM80 119H79V118ZM225 117V119H227L228 117V119L230 120L231 118H230V116H228L227 118ZM246 117V118H245ZM249 117L250 118H252L253 120H251V121H248L247 122V120L246 119H248L249 120ZM41 118V119H40ZM65 118V119H64ZM70 118V119H69ZM117 118V120H118V117H116ZM144 118V117H143ZM7 119V120H6ZM9 119V120H8ZM153 119V120H152ZM160 119V118H159ZM76 120V121H75ZM156 120H158V118L156 119ZM229 120H227L228 122H230ZM43 121H45L44 122V124L42 123ZM150 121V122H151ZM161 121V119L159 120V122ZM19 122V123H18ZM39 122L41 123L40 125H39ZM149 122V121H148ZM154 122V121H153ZM156 122V121H155ZM163 122V121H162ZM232 122V121H231ZM13 123V124H12ZM25 123V124H24ZM152 123V122H151ZM157 123V124H156ZM156 123H154V127H153V124H152V127L150 128L151 129V131L149 130V134H152V132H153V135L155 134L154 133V131L156 130V128H161L163 125L161 124V127H160V123H158V121L156 122ZM2 124V125H1ZM81 124H82V126H81ZM156 124V125H155ZM164 124V123H163ZM39 125V126H38ZM158 125H159V127H158ZM4 126V127H3ZM156 126V127H155ZM181 126H183V127H181ZM42 127V128H41ZM104 127V126H103ZM108 127V126H107ZM119 128H120V126H118ZM184 127H186V126H184V124L182 125H180V129H179V133H180V138L182 137V139H183V142H184V140H185V142H188V143H184L185 144V148H187V146L189 147V148H187V150L188 149H191L190 151H187V150H185L184 151V153H180L179 155H182V158H181V156H179V159L181 158V159H183V160H179V162L181 163V165L182 164H185L186 163V161H185V158L186 159H188L189 157H192V159H193V161H194V156L196 155V152L198 151V146H199V144L198 143H200V141H197V140H199V139H197V138H195V137H188L189 138V140H188V138H186V136H185V134H183V132L184 133H186V130H187V127H186V129L184 130L183 128ZM4 130H3V129ZM14 128V131L12 130ZM18 128V129H17ZM38 128V129H37ZM39 128H40V130H39ZM100 128H102V126H100L99 127V131H100ZM105 129H106V126L104 127ZM152 128H155V129H153L152 130ZM2 129V130H1ZM44 129V130H43ZM105 129H103V130H105ZM10 130H12V131H10ZM16 130H18V131H16ZM39 130V131H38ZM43 130V131H42ZM183 130V132H181ZM6 131V132H5ZM102 131V130H101ZM100 131V132H101ZM119 131H120V129H119ZM5 132V133H4ZM103 132V131H102ZM156 132V131H155ZM40 133V134H39ZM43 133V134H42ZM79 133V134H78ZM121 133V132H120ZM120 133L118 134V132H117V134L118 135H120ZM157 133V132H156ZM182 133V134H181ZM3 134V135H2ZM9 134H11L10 136H9ZM87 134H88V137H87ZM101 135H103L102 133H101ZM182 135V136H181ZM64 136H66L65 138H64ZM70 136V137H69ZM185 136V137H184ZM7 137V138H6ZM118 137V136H117ZM9 138V139H8ZM184 138H186V139H184ZM192 138H194L193 139V141H194V144H192L193 143V141L191 140ZM252 138V137H251ZM6 139V140H5ZM23 139H24V141H23ZM65 139V140H64ZM88 139V140H87ZM73 140H74V144H73ZM105 140H106V142H105ZM105 140H103L102 139V141H98V144L100 145H104V146H108L109 144L107 143V139H105ZM118 140H120L119 138L117 139V142H119ZM5 141V142H4ZM65 141V142H64ZM105 142V143H104ZM198 144V146L196 145V143ZM64 143V144H63ZM66 143H68V144H66ZM242 143V142H241ZM50 144V145H49ZM52 144V145H51ZM60 144H62L61 146L63 147V149H62V147L60 146ZM89 144V145H88ZM45 145V146H44ZM55 145L58 147V148H56L55 147ZM100 145V146H101ZM243 145V146H242ZM50 146V147H49ZM52 146V147H51ZM79 146H80V148H79ZM116 146V145H115ZM198 148H197V147ZM48 148V149H46V148ZM54 147V148H53ZM83 147V148H82ZM85 147H86V149H85ZM103 147V146H102ZM117 148H115V149H117V150H115L116 152L118 151L119 153L118 154H116V152H114V154H113V152L111 153V154H113L115 157H117L118 156V158H120L121 159V162L123 161V158H121L120 156H122L123 155V151H122V149H121V147L119 146V144H118V146H116ZM118 147H119V149H121V150H119L118 149ZM192 147V148H191ZM246 148L247 147V145L244 143V144H241V148ZM58 149V150H56V149ZM89 148V149H88ZM196 148V149H195ZM242 148V149H243ZM75 149V150H74ZM192 149H193V154H191L192 153ZM243 149V150H244ZM54 150V151H53ZM56 150V151H55ZM61 150V151H60ZM7 151H9V152H7ZM121 151V152H120ZM10 152H12V153H10ZM15 152V153H14ZM59 152H57L58 154H60ZM70 154V155H68V153ZM84 152V153H83ZM195 152V153H194ZM2 153V154H1ZM7 153V154H6ZM56 153V156L58 155ZM188 153L190 154L189 156H187L188 155ZM10 154L12 155V157H9L10 156ZM63 154V155H62ZM83 154H84V156H83ZM122 154V155H121ZM68 155V156H67ZM73 155V156H72ZM112 155V156H113ZM194 155V156H193ZM17 156V157H16ZM28 155H26L23 159H27V160H25V162L26 161H28L29 160V158H26ZM84 158H83V157ZM123 156H125V155H123ZM252 156H253V154H252ZM254 156H256L255 154H254ZM8 157V158H7ZM23 157V156H22ZM81 157V158H80ZM188 157V158H187ZM7 158V159H6ZM81 159V161H80V159ZM83 158V159H82ZM197 158H199V157H196L195 156V159H196V161H194L196 164H199V163H201V162H199V161H197V160H199V159H197ZM119 159V160H120ZM10 160V159H9ZM188 160H190V158L188 159ZM182 161V162H181ZM185 161V162H184ZM192 161V160H191ZM191 161H187V163H190L189 165H192V164H194L193 163V161H192V164H191ZM75 162L77 163V164H75ZM84 164H83V163ZM178 162V165L179 166H181L180 165V163ZM15 162H11V165L12 164H14ZM28 163H30V161H28ZM27 163V164H28ZM262 163L264 164V160H262ZM26 164V166H24L25 167V169H26V167L28 168V166L29 165H27ZM83 164V165H82ZM202 164V163H201ZM195 165V164H194ZM77 166V167H76ZM83 166V167H82ZM88 166V165H87ZM15 167H17V165H15L14 164V168ZM75 167H76V169H75ZM84 167H85V169H84ZM88 168V167H87ZM100 167H99V164H98V166H97V169H99ZM16 169V168H15ZM84 169V170H83ZM83 170V171H82ZM101 170V169H100ZM182 171H183V169H181ZM85 171V172H84ZM89 171V170H88ZM250 170H248V172H249ZM100 172V171H99ZM187 172V170H185L184 171V173L182 172V174L184 175L185 173ZM87 173V172H86ZM97 173H98V170H97ZM190 173L192 174V172L190 171ZM187 174H188V172H187ZM187 174H185L186 176H187ZM216 174V173H215ZM218 174V173H217ZM248 173L246 172V174L245 175H247ZM254 174H255V172L254 173H250V175H248V177L250 176V178L253 176V178H254V181H253V178H251V180H250V178H248L247 177V179H249L250 181H247V183L250 185H248V187L249 188H245L243 185H242V187L243 188H245L244 189V191H243V188H241L240 189V186H241V184L240 185H238L237 187H236V189L234 188L235 186H233V185H230L229 184V182H227V184H229V187H231V189H232V191L235 189V191L234 192H229L228 193V191H230L229 189V187H228V185L226 184V181H225V183L224 184H226V185H224L223 184V187L221 186V185H217V184H215V182L218 180L219 181V179H220V175H213V176H211L212 178H210V179H207V178H204L203 177V179L201 180L200 179V183H197V184H199L200 185V187H199V189H196L195 187H196V183H194L193 182V180H192V178H191V176L188 174V176L190 177V180H186V179H184L183 178V181H180V180H175L176 182H178V184H176V182H174V181H172L171 179H169V180H171V185L169 184V180L167 181L166 179V181L164 180V183H166V184H164V187L166 186V188L168 187L169 188V186H170V189H172L173 188V192H175L176 193V189L177 188H180V187H182L183 185L185 186V187H183V188H181V189H184V190H186V191H184V190H181V189H178V190H181L180 192L181 193H176L177 194V196L179 195L180 196V199H179V196L176 198V196H175V200H174V196H172V200H169V198H167L166 197V195L164 196V194H163V197H164V199H163V197H162V194H161V191H160V193L158 192V190L160 189V186H161V183H160V181H158V179L159 180H161V176H159V178H156V177H158V175H154L153 177L155 178H153L152 177V175H151V177H150V175H149V177H148V179L146 180V179H144V182L142 183V184H140V185H137L136 186V190H135V187H131V189H132V195L131 194H129V195H131V196H129V198L127 197V195L126 194H124L123 195V193H121V195H117V199L116 200H114V201H117V202H119L120 200H122L123 202H119V203H116L117 204V206H116V208H113V210H115L116 209V211L114 212L112 209V211L113 212H111V210H110V208L111 207H115V205L116 204H114L113 205V203L112 202H110V201H108V203H112V204H109L108 205V203H107V200H103L100 196H97V193H94L95 191L93 190V187L91 186L90 187V190H87L85 193H83L82 194V196L80 195V197L79 198H76L77 200L78 199H80L78 202H77V200L75 199V198H72V200L70 199V197H68V194H67V196L65 195V198L67 197V200H63V203L66 201H68V198L70 199V201H69V203L67 204L66 202L64 203V205L65 204H67V205H69L68 207H71L72 208V206L74 207V205L76 206V207H78V206H80L79 208L81 209V212H83V214H84V212H86L87 213V215H86V213H85V215L88 217V218H86V216H85V219L82 217V219L83 220H85V221H83V220H81L79 217H77V219L76 218H72L71 216H67L66 214H68L67 212L68 211H66V213H64V210L62 211V207H60V209H61V211H60V209H59V205L58 204H55V205H57V207L54 205V203L55 202H51V204L53 205H50V200L48 201H45L44 199H41V198H39V197H37V198H34L33 199V193H36V191H43V189H44V184H42V183H45V180L42 178V181H40L39 180V182H36V180L34 179V181H33V179L32 178H30V177H26V179L25 178H22V180L23 181H21V182H16L15 183V179H12V180H10V179H7L8 181H6V179H5V182H4V179H0L1 181H2V183L5 185H2V183H1V185H0V195H2L0 198H1V200H3L2 201V203H5L6 202V204H3L5 207L7 206V203H8V200L7 199H9V198H11L12 197V199H9V201H11L12 200V202H15V205L17 206L18 204V206L17 207H19L17 210H18V212H19V215H20V218L24 221H29V222H32L31 224H32V226H33V228L34 229H36L37 231H38V234L41 236V237H44V238H46V239H50V240H48V242L50 243V246H51V248H53L52 249V251L53 252H56L57 254H59V255H61V256H63V258L65 257H69V255H70V257L68 258V260H70V262L72 263H74V264H77V262L79 261V259H82L83 257V259H87V257L85 258V256H89L90 254V256L92 257H90V258H88V259H92V261L94 260V259H96V260H94L95 261V264H123V263H125L124 261H122V259H121V261H120V258H119V256L121 257V253L123 254V252H121V250L119 249V246H118V243L120 242L119 240H121V242H123L124 244L127 242H129V245L126 243L125 244V246L123 245V243H122V245L124 246V248L127 250V246H128V250L129 249H131V248H133V246L136 244V246L138 245V247L136 248V250L138 251V250H140V252L138 251V253L134 250L135 249V247L136 246H134V248L133 249H131L132 251L131 252H129L128 250H127V252L128 253H131V255H132V257H133V260H134V264H142V261H143V264H154V262H155V264H179V263H181V264H183L184 262H186V260H185V257L186 256H188L189 257V259L188 258H186V259H188V261L186 262L187 264H196V262H197V259H198V257H197V255L199 254V257L201 258L202 257V259L205 261V258H206V261L204 262V264L207 262V263H209V264H223V262H224V264H245V261H246V264H264V245H262V243H264V234H263V231H264V229H263V227H264V219H263V217L264 216H261L264 212H263V210H262V212H260V210H261V207L263 206L264 207V190L263 191H261L262 189H264V179H263V177L261 178H258L259 177V175L258 174H260V173H258L257 175L255 174V176H254ZM80 175V176H81ZM136 175V174H135ZM184 175V176H185ZM1 176V175H0ZM131 177H134V176H131ZM245 177L246 176H244L243 177V180L245 179ZM256 177V178H255ZM150 178V179H149ZM32 181H31V180ZM129 179H131V178H129ZM214 179V180H213ZM216 179V180H215ZM256 179V180H255ZM257 179H259V180H257ZM10 180V181H9ZM155 180V181H154ZM205 180H207L206 182H205ZM0 181V182H1ZM143 181V180H142ZM141 181V182H142ZM191 181H192V183H191ZM212 181V182H211ZM214 181V182H213ZM218 181H217V183H218ZM229 181V180H228ZM231 181V180H230ZM258 181V182H257ZM8 182H10V183H8ZM11 182H13V183H11ZM152 182V183H151ZM154 182H156V183H154ZM158 182V183H157ZM161 182H162V180H161ZM172 182H173V185H172ZM210 182H211V184H210ZM241 181H238V183L237 184H239ZM253 184H252V183ZM32 183H34V184H32ZM160 183V186L158 185ZM169 185H168V184ZM176 185H175V184ZM182 185H181V184ZM189 183V184H188ZM202 183H204V184H202ZM212 183H214V185H216V187L212 184ZM242 183V182H241ZM144 184V185H143ZM152 184V185H151ZM153 184H155V185H153ZM156 184L159 186V187H156ZM208 184H209V187H208ZM30 185V186H29ZM35 185V186H34ZM147 185V186H146ZM178 185V186H177ZM181 185V186H180ZM204 185V186H203ZM213 185V186H212ZM252 185V186H251ZM257 187H256V186ZM259 185H261V187L259 186ZM19 186V187H18ZM38 186V187H37ZM44 186V187H43ZM173 186V187H172ZM175 186V187H174ZM176 186H177V188H176ZM210 186H211V188H210ZM218 186V187H217ZM222 187V189H221V187ZM225 186V187H224ZM227 186V187H226ZM1 187H3V189L1 188ZM27 187H29V188H27ZM50 187V186H49ZM55 186H53V187H50V189L52 188H54ZM137 187H138V189H137ZM156 189V191L153 189ZM172 187V188H171ZM205 187V188H204ZM207 187V188H206ZM212 187H213V189L215 190H213L212 189ZM220 187V190H222V192H223V194H221L222 192H220V194H221V196L219 197V196H217L218 198H217V200L215 201L214 200V197H215V195H214V192H215V194L218 192H216V190H219L218 188ZM247 187V186H246ZM251 187V188H250ZM17 188V189H16ZM23 188H25V189H22ZM38 188H41V189H38ZM43 188V189H42ZM176 188V189H175ZM215 188H217V189H215ZM226 188H227V190H226ZM229 188V189H228ZM261 188V189H260ZM2 189V190H1ZM5 189V190H4ZM22 191H21V190ZM29 189V190H28ZM51 189V190H52ZM95 189V188H94ZM147 189V190H146ZM153 189V190H152ZM165 189V188H164ZM202 189H203V191H202ZM205 189V190H204ZM207 189V190H206ZM225 189V190H224ZM247 189L249 190V191H247ZM94 191V192H92V191ZM151 190V191H150ZM190 190V191H189ZM194 190V191H193ZM196 190H198L199 191V193L200 192H202L201 194H199L198 193V191H196ZM209 190H210V192H212V195H210L211 193L209 192ZM219 190V191H220ZM258 190V191H257ZM4 191V192H3ZM7 191V192H6ZM13 191V192H12ZM17 191V192H16ZM28 191H30L29 193H27ZM53 191V190H52ZM118 191V190H117ZM191 191H192V193H191ZM204 191H206V192H204ZM237 191V192H236ZM243 191V192H242ZM246 191L248 192V193H246ZM3 192V193H2ZM23 192H24V194H23ZM33 192V193H32ZM84 192V191H83ZM89 192H91V193H89ZM136 192V193H135ZM178 192V191H177ZM184 192V193H183ZM187 192H190V194H192V196H190V197H188L187 195H189V194H187ZM196 192V193H195ZM203 192L205 193V194H203ZM252 192L255 194H253L252 195ZM256 192V193H255ZM5 193V194H4ZM20 193V194H19ZM22 193V194H21ZM115 193H117L116 191H114L113 192V195L115 194ZM149 193V194H148ZM154 193V194H153ZM159 194V196L160 197H162V199L165 201V199H167L166 201H168V202H164V201H162V199L161 200H159V203H160V207L159 208H161V215H160V212L159 213H157V214H159V217H161L158 221H157V216L158 215H156V221L155 220H153V221H155V222H153V223H156V224H153L152 223V220L151 219H149L150 220V222L151 223H149L148 221H145V220H147V217H148V215L147 214H149L150 216H151V213L153 214V211L152 212H149V210L151 209V210H153V207L152 208H150L149 209V207H151V205L152 206H154L153 204H157L156 202H155V200H153V198L151 199V197H154V195L155 194ZM210 193V194H209ZM228 195H227V194ZM233 193H234V195H233ZM246 193V194H245ZM25 194H27L26 196H25ZM37 194V193H36ZM93 194V195H92ZM144 194L147 196H145V197H143L144 196ZM185 194V195H184ZM198 194V195H197ZM206 194H208V195H210V196H207ZM260 194H263L262 196L260 195ZM5 195H6V197H5ZM23 195H24V197H23ZM91 195H92V197H91ZM113 195H111V198L113 197ZM152 195V196H151ZM174 195V194H173ZM184 195V197L182 198V196ZM197 195V196H196ZM200 195V196H199ZM205 195V196H204ZM214 195V196H213ZM252 195V196H251ZM256 195H257V197H256ZM261 196V198L260 197H258V196ZM8 196V197H7ZM10 196V197H9ZM97 196V197H96ZM121 196V198H119ZM123 196H126L125 198L123 197ZM138 196V197H137ZM141 196V197H140ZM148 196H150V197H148ZM156 196V195H155ZM158 196V195H157ZM156 196V197H157ZM158 196V197H159ZM188 197V199L189 198H192L193 197V203H192V205L190 204V203H188L187 202V200L185 199V197ZM231 196V197H230ZM234 196V197H233ZM245 196V197H244ZM246 196H249V197H247L248 199H246ZM253 196H255L256 197V199L253 197ZM21 197V198H20ZM32 197V198H31ZM95 197V198H94ZM156 197H154V198H156ZM166 197V198H165ZM195 197H196V199H195ZM202 197V198H201ZM207 198V199H205V198ZM228 197V198H227ZM233 197V198H232ZM244 199H243V198ZM262 197H263V199H262ZM20 198V199H19ZM93 198V199H92ZM100 198H101V200H100ZM116 198V197H115ZM132 198V199H131ZM133 198H134V200H133ZM147 198V199H146ZM182 198V199H181ZM223 198V199H222ZM225 198V199H224ZM251 198H254L255 200H253V199H251ZM257 198H259V199H257ZM29 199V200H28ZM75 199V200H74ZM120 199V200H119ZM125 199V200H124ZM139 199V200H138ZM148 199L150 200V201H148ZM212 199V200H211ZM229 199V200H228ZM6 200V201H5ZM33 200V201H32ZM40 200H41V202H40ZM43 200V201H42ZM100 200V201H99ZM108 200H110V199H108ZM145 200V201H144ZM186 200V201H185ZM195 200V201H194ZM211 200V201H210ZM224 201V203H223V205H222V207L220 206V205H217V210H216V208H214L212 205L213 204H215L214 203V201L216 202V204H220V202L219 201ZM236 200V201H235ZM244 202H243V201ZM39 201V202H38ZM45 201V204L43 203ZM102 201V202H101ZM104 201H105V203H104ZM133 201V202H132ZM143 201H144V204H143ZM148 201V202H147ZM151 201H153V202H155V203H153V202H151ZM161 201V202H160ZM169 201H172V202H169ZM190 201H192L191 199H190ZM198 201V202H197ZM207 201H209L208 203H207ZM217 201H218V203H217ZM226 201V202H225ZM252 201V202H251ZM259 201V202H258ZM262 201V202H261ZM26 202V203H25ZM28 202H30V204L28 203ZM75 202H77V203H75ZM98 202H100V203H98ZM125 202V203H124ZM128 202H131V203H127ZM140 202V203H139ZM142 202V203H141ZM145 202H147L146 204H145ZM163 202V203H162ZM181 202H182V204L183 205H181ZM188 204H187V203ZM212 202H213V204H212ZM245 202H246V204H245ZM254 202V204H255V202H256V204L254 205H252V203ZM17 203V204H16ZM38 203H41V205L40 204H38ZM48 203V204H47ZM73 203V204H72ZM92 203H94V204H92ZM134 203V204H133ZM135 203H136V205H135ZM173 203V204H172ZM177 203V204H176ZM194 203H197L196 205L198 206V209L195 211V212H193L192 214H194V215H192V214H188V212H191V211H189L188 209L190 208V210H191V208L194 206ZM201 203V204H200ZM226 203V204H225ZM238 203V204H237ZM251 203V204H250ZM258 203H262V205H260V204H258ZM28 204H29V206H28ZM42 204H44V205H42ZM47 204V205H46ZM78 204H80V205H78ZM100 204H102V206H105V207H101L100 206ZM104 204V205H103ZM119 204V205H118ZM122 204H125V205H122ZM129 204H131V206H129ZM143 205V208H145L144 210H143V208H142V205ZM149 204H150V206H149ZM161 204L163 205V207L161 206ZM186 204H187V206H186ZM210 204H211V206H210ZM221 204H222V202H221ZM258 204V205H257ZM40 206V207H38V209H37V206ZM50 205V206H49ZM66 205V206H67ZM96 205V206H95ZM128 205V206H127ZM135 205V206H134ZM141 205V206H140ZM185 205V207L187 208V210L185 209V211H187V213L184 211V208H183V206ZM189 205V206H188ZM203 206V208L201 207V206ZM251 205V206H250ZM260 206V207H255V206ZM25 206V207H24ZM31 206V207H30ZM55 206V207H54ZM95 206V208L93 209V207ZM133 206V207H132ZM148 206V207H147ZM180 206L182 207V208H180ZM200 206V207H199ZM224 206V207H223ZM252 206H253V208H252ZM28 207H30V208H28ZM44 208V209H40V208ZM46 207V208H45ZM100 207H101V210L103 211V212H106V213H104L103 214V212L100 210ZM119 207V208H118ZM136 209H135V208ZM170 207V208H169ZM209 207V208H208ZM210 207H211V211H210ZM236 207V208H235ZM248 207V208H247ZM57 208V209H56ZM78 208V209H79ZM97 208H99V210L97 209ZM126 209V211L127 212H125L124 210H121V209ZM128 208H129V210H128ZM134 208V209H133ZM141 208V209H140ZM169 208V209H168ZM201 208V209H200ZM204 208H206V209H204ZM208 208V209H207ZM228 208H229V210H228ZM245 208V209H244ZM254 208H256V209H254ZM260 208V209H259ZM19 209H21L22 211H24V214L21 212V210H19ZM36 209V210H35ZM59 209V211H57ZM79 209V210H80ZM109 209V210H108ZM119 211H118V210ZM164 210V212H163V210ZM171 209V210H170ZM172 209H174V210H176V211H172ZM183 209V211L184 212H182L181 210ZM214 209V210H213ZM226 210V211H223V210ZM232 209V210H231ZM150 210V211H151ZM165 210H166V212H168L170 215H168V216H166L168 213H166L165 212ZM178 210H179V212L181 211L182 213L181 214H179V212H178ZM253 212H252V211ZM255 210V211H254ZM93 211H95V212H93ZM108 211V212H107ZM123 211V212H122ZM143 212L142 214H141V212ZM148 211V212H147ZM218 211V212H217ZM222 211H223V213H222ZM248 213H247V212ZM55 212V213H54ZM59 214H58V213ZM119 212V214H117ZM125 212V213H124ZM177 212V213H176ZM221 212V213H220ZM261 213V215H259L260 213ZM35 213V214H34ZM47 213H49V214H47ZM62 213V214H61ZM116 213V214H115ZM122 213V214H121ZM126 213H129V214H126ZM146 213V214H145ZM216 213V214H215ZM221 214V217H220V214ZM225 213V214H224ZM240 213V214H239ZM27 214V215H26ZM29 214V215H28ZM37 214V215H36ZM59 216H58V215ZM136 214V215H135ZM185 214H187V215H185ZM196 214V215H195ZM222 214H224V215H222ZM238 214V215H237ZM26 215V216H25ZM112 215H113V217H112ZM116 215V216H115ZM117 215H120V216H117ZM125 215H126V217H128V218H126L125 219ZM180 215V216H179ZM184 217H183V216ZM189 215V216H188ZM190 215H192L191 217H190ZM202 215H204V216H202ZM210 215V216H209ZM215 215V216H214ZM254 215H256V217L254 216ZM264 215V214H263ZM24 216V217H23ZM123 216V217H122ZM137 216V217H136ZM143 216H145V217H143ZM149 216V217H150ZM171 216V217H170ZM173 216V217H172ZM177 216V217H176ZM196 216L198 217V219L196 218ZM202 216V217H201ZM209 216V217H208ZM216 216H218V217H216ZM240 216V217H239ZM250 216V217H249ZM262 217V219L263 220H261V217ZM29 217V218H28ZM72 218V220H71V218ZM117 217V218H116ZM133 217V218H132ZM164 217H165V219H164ZM200 217V218H199ZM25 218V219H24ZM61 218V219H60ZM68 218V219H67ZM91 218V219H90ZM95 218V219H94ZM96 218H97V220H98V218H99V220L97 221L96 220ZM101 218V219H100ZM102 218H104V219H102ZM111 218H113V219H111ZM167 218V219H166ZM173 220H171V219ZM180 218V219H179ZM193 218V219H192ZM194 218H195V220H194ZM204 219V220H202V219ZM215 218V219H214ZM258 218V219H257ZM27 219V220H26ZM33 219H35V221H33ZM39 220L38 222H37V220ZM79 219V220H78ZM87 219V220H86ZM90 219V221L92 222L93 221V219H94V221H95V223L96 224H93V223H91V225L92 226H90V227H92V228H90L89 227V225H90V223H89V225H87L88 223L87 222H89L88 220ZM142 219V220H141ZM197 219V220H196ZM200 219V220H199ZM212 219V220H211ZM239 219H241V220H239ZM1 221H0V226L2 227V228H0V233L2 234V235H0V239H2V240H0V241H2L1 243H3L4 242V240L6 241V243L3 245V244H1L0 245V255L1 254H4L5 253V251L7 252L8 250L9 251H12L13 253H10L12 256H13V254L15 255V251H14V249L12 248H9V244L10 243H8V245H7V242H9V240L8 239H10L9 237H11V238H15V239H18V241H20L21 240V237H19L18 235H17V237L14 235V237H13V235H12V233L11 232H9V230H6V228H4V226L5 225H3V223H5L4 221H6V220H4V219H0ZM76 220H78V221H80L81 220V224L80 225H75V223H76ZM162 220V221H161ZM165 220V221H164ZM169 220H171L170 222H167V221H169ZM178 220L179 221H181V225L179 224V222H178ZM183 220H185V222L187 223V224H190L189 225V227L190 228H188V225H184L183 223H185ZM193 220V221H192ZM258 220V221H257ZM49 221V222H48ZM54 221V222H53ZM70 221V222H69ZM72 221H74L73 222V224H72ZM78 221H77V224H79L78 223ZM87 221V222H86ZM93 221V222H94ZM102 221V222H101ZM144 221V222H143ZM159 221H160V224H161V222L162 223H164V222H167L166 223V225L168 224V223H170L172 226H170V224L169 225H167V226H165V225H163V224H161L162 226H163V228H162V230L164 231H162L161 230V232L159 231V230H155V229H153V227L156 225H160L159 224ZM192 221V222H191ZM195 221V222H194ZM208 221V222H207ZM213 221V222H212ZM250 221V222H249ZM262 221V222H261ZM1 222H2V224H1ZM40 222V223H39ZM52 222V223H51ZM57 222V223H56ZM59 222V223H58ZM110 222H112V224H110ZM135 222V223H134ZM138 224H137V223ZM157 222H158V224H157ZM176 222V223H175ZM178 222V223H177ZM203 222V223H202ZM214 222H216V224L214 223ZM225 222V223H224ZM252 222H254V223H252ZM259 222V223H258ZM261 222V223H260ZM40 225H38V224ZM49 223H51V225H55L56 226V228H53V227H55V226H52V228L54 229V230H52V228L51 229H49L46 225L47 224H49ZM125 223V224H124ZM144 223H146V224H144ZM151 224V226H148L149 224ZM185 223V224H186ZM195 223V224H194ZM202 223V224H201ZM263 223V224H262ZM165 224V223H164ZM176 225V228L177 229H173V228H175V225ZM178 224H179V226H178ZM197 224V225H196ZM206 225V227L207 228H205V226L204 225ZM208 224V225H207ZM211 224V225H210ZM240 224H241V226H240ZM262 225V228H259L260 226ZM3 225V226H2ZM94 225H95V227H94ZM109 225V226H108ZM112 225V226H111ZM126 227H125V226ZM185 227H184V226ZM199 225V226H198ZM215 225V226H214ZM217 225V226H216ZM222 225V226H221ZM250 225H252V226H250ZM255 225H257V226H255ZM45 226V227H44ZM48 226H50V224L48 225ZM74 226V227H73ZM78 227V230H76V231H78L77 232V234H76V232H72L73 231V229L72 228H74V231H75V229H76V227ZM81 226V227H80ZM123 226V227H122ZM169 226V227H168ZM178 226V227H177ZM194 226V227H193ZM197 226V227H196ZM240 226V227H239ZM249 226V227H248ZM254 226V227H253ZM42 227H44V228H42ZM84 227V228H83ZM94 227V228H93ZM133 227V228H132ZM148 227H149V229H148ZM153 229H151V228ZM183 227H184V229H183ZM202 227V228H201ZM221 227V228H220ZM257 227V228H256ZM60 230H59V229ZM66 228H68V233H65L63 230ZM155 228V227H154ZM157 228H159V226H157ZM179 228H182V230L181 229H179ZM187 228H188V230H187ZM203 228H205V229H203ZM210 228V229H209ZM239 228V229H238ZM253 228V229H252ZM82 229V230H81ZM93 229V230H92ZM97 229V230H96ZM122 229V230H121ZM160 229V228H159ZM168 229H170V231L168 230ZM179 229V230H178ZM190 229V230H189ZM207 229V230H206ZM216 229V230H215ZM250 229V230H249ZM252 229V230H251ZM255 229V230H254ZM48 230V231H47ZM128 230V231H127ZM134 230V231H133ZM147 230H149V231H147ZM150 230H152L151 232H150ZM168 230V231H167ZM174 230V231H173ZM176 230H178V232L180 231L181 232V234H180V232L178 233V232H176L175 233V231ZM199 230H201V231H203V232H200ZM210 230H212V231H210ZM219 230V231H218ZM263 230V231H262ZM6 231V232H5ZM36 231V232H37ZM54 231V232H53ZM91 233H90V232ZM96 231V232H95ZM120 231V232H119ZM122 231H124V232H122ZM133 231V232H132ZM137 231V232H136ZM158 232V233H156V232ZM172 231V232H171ZM186 231V232H185ZM197 231H199V232H197ZM205 231H207L208 233H206V234H204V232ZM228 231H229V233H228ZM250 231V232H249ZM260 231H262V233H260L259 234V232ZM168 232V233H167ZM216 232V233H215ZM241 232V233H240ZM252 232V233H251ZM254 232V233H253ZM258 232V233H257ZM42 233V234H41ZM46 233V234H45ZM54 233V234H53ZM74 233V234H73ZM80 233V234H79ZM87 233L89 234L90 233V237H91V240L90 241H92V242H88L89 244H87V243H85V242H83L84 244H82V241H83V238L85 237V235H87ZM95 233V234H94ZM100 233H102V234H100ZM112 233V234H111ZM124 235H123V234ZM145 233V234H144ZM155 233V234H154ZM161 233V234H160ZM169 233H170V235L171 236H169ZM172 233V234H171ZM197 233V234H196ZM211 233V234H210ZM4 234V235H3ZM9 234H10V236H9ZM50 234V235H49ZM51 234H53L52 236H51ZM61 234V235H60ZM66 234V235H65ZM93 234H94V237H93ZM97 234V235H96ZM124 236H122V235ZM129 234V235H128ZM147 234V235H146ZM158 234V235H157ZM174 234H176V235H174ZM201 234V235H200ZM228 234H230V235H228ZM240 234V235H239ZM243 234V235H242ZM249 234V235H248ZM7 235H8V237H7ZM12 235V236H11ZM43 235V236H42ZM44 235H46V237L44 236ZM74 235V236H73ZM114 235V236H113ZM115 235H116V237H115ZM136 235V236H135ZM139 235V236H138ZM157 235V236H156ZM162 235H164V236H162ZM172 235H174L173 237H172ZM245 235V236H244ZM256 235H258V236H256ZM261 235V236H260ZM263 235V236H262ZM3 236L4 237H6V238H4L3 239ZM80 236H82L83 238H80V239H82L80 242H79V244H76V237H77V242L79 241V237ZM104 236H105V238H104ZM111 236H113V237H111ZM150 236V237H149ZM168 236V237H167ZM176 236V238L177 239H174V237ZM199 236V237H198ZM202 236V238H200ZM212 238H211V237ZM219 236V237H218ZM224 236V237H223ZM252 236V237H251ZM254 236V237H253ZM2 237V238H1ZM27 237V236H26ZM59 237V238H58ZM61 237H66V239H67V243L65 244V245H63V244H61ZM70 238V239H68V238ZM95 237H96V239H95ZM126 240L125 242H124V239ZM126 237V238H125ZM128 237H131V238H128ZM144 237V238H143ZM146 237H147V240H146ZM149 237V238H148ZM156 237V238H155ZM164 237H166V238H164ZM187 237V238H186ZM214 237V238H213ZM241 237H243V238H241ZM247 239H246V238ZM251 237V238H250ZM258 237H260V238H258ZM74 238H75V240H74ZM102 238V239H101ZM110 238V239H109ZM129 240H128V239ZM171 238H172V240H171ZM182 238V239H181ZM186 238V239H185ZM189 238V239H188ZM208 238V239H207ZM257 238H258V240L259 241H257ZM22 239H23V237H22ZM29 239V238H28ZM60 239V240H59ZM72 239V240H71ZM94 239H95V241H94ZM153 239V240H152ZM158 239H160L159 241H158ZM174 239V240H173ZM181 239V240H180ZM199 239V240H198ZM241 239V240H240ZM254 239V240H253ZM57 240H59V241H57ZM70 240V241H69ZM132 240V241H131ZM140 240H142V242H143V246L144 245H146V250L144 249V247H143V249H142V246L140 247L139 245H141L140 243H142ZM156 240V241H155ZM164 240V241H163ZM175 240L179 243V241H181L180 243H181V245L183 244V245H186V244H188L187 242L189 241V244L188 245H191L192 247H190V256L187 254L188 253V248L187 247H185V246H183L182 245V247L180 248V244H178L177 242H175ZM179 240V241H178ZM188 240V241H187ZM215 240V241H214ZM245 240V241H244ZM94 241V242H93ZM106 241H107V243H106ZM152 241V242H151ZM167 241H169V242H167ZM171 241H172V243L173 244H175V245H172V243H171ZM182 241H184L183 243H182ZM200 241H204V242H201L200 243ZM218 241V242H217ZM229 241L231 242V243H229ZM240 241V242H239ZM247 241H248V243H247ZM252 241V242H251ZM58 242H60V243H58ZM100 244H98V243ZM154 242H155V245H154ZM158 242V243H157ZM164 242V243H163ZM208 242V243H207ZM246 244H245V243ZM258 242V243H257ZM25 243V242H24ZM26 243H28V242H26ZM56 243V244H55ZM71 243H73L74 245H72L71 246ZM106 245H105V244ZM132 243V244H131ZM139 243V244H138ZM171 243V244H170ZM191 243V244H190ZM193 243V244H192ZM206 244V246L204 245V244ZM211 243V244H210ZM214 243V244H213ZM229 245H228V244ZM250 243V244H249ZM254 243V244H253ZM261 243V244H260ZM93 244V245H92ZM95 244H98V245H96L95 246ZM110 244H111V246H110ZM168 244V245H167ZM178 245V247H177V245ZM6 245H7V247H6ZM61 245V246H60ZM78 245H80V246H78ZM82 245H84V246H82ZM87 245H89V246H87ZM115 245V246H114ZM157 245V246H156ZM203 245V246H202ZM251 245V246H250ZM2 246H4V247H2ZM64 246H66V247H64ZM75 246H76V248H75ZM82 246V247H81ZM99 246V247H98ZM118 246V247H117ZM150 246L152 247V249L150 250ZM161 246V247H160ZM165 246V247H164ZM175 246V247H174ZM187 246V245H186ZM197 246V247H196ZM204 246H205V248H206V250L204 249ZM249 246V247H248ZM73 247V248H72ZM88 247H89V255H87V253H88V250H86V249H88ZM93 247V248H92ZM113 247V249H111ZM117 247V248H116ZM121 247V246H120ZM131 247V248H130ZM155 247V248H154ZM173 249H172V248ZM189 247V246H188ZM69 248V249H68ZM82 248V249H81ZM91 248H92V250H93V252H92V250H91ZM101 248H103V250H105L106 251V253H105V251H103ZM167 248V249H166ZM171 248V249H170ZM192 248V249H191ZM198 248V249H197ZM201 248H202V250H201ZM216 248V249H215ZM221 248V249H220ZM252 248V249H251ZM7 249V250H6ZM25 249H28V247L26 246V244H25ZM57 249V250H56ZM72 251H71V250ZM74 249V250H73ZM77 249V250H76ZM107 249H108V251H107ZM111 249V250H110ZM118 249H119V251L121 252L120 254H119V251H118ZM156 249H158L157 251H156ZM165 249V250H164ZM176 249V250H175ZM178 249H179V251H178ZM183 249V250H182ZM186 249V250H185ZM188 249V250H187ZM212 249V250H211ZM227 249V250H226ZM230 249V250H229ZM233 249V250H232ZM2 250H4V251H2ZM41 250V249H40ZM40 250H39V252H38V256H39V254L40 255H43V254H41L42 253V251H41V253H40ZM67 250V252H65ZM81 250H82V252H81ZM99 251L100 252V254L97 252V251ZM117 250V251H116ZM124 250V249H123ZM125 250V251H126ZM143 250H145L144 251V253H143ZM170 250V252H168ZM196 250V251H195ZM217 250V251H216ZM248 250V251H247ZM257 250H259V251H257ZM26 251V250H25ZM60 251V252H59ZM64 251V252H63ZM71 251V252H70ZM78 251V252H77ZM81 253H80V252ZM87 251V252H86ZM112 251V252H111ZM116 251V253H114L113 254V252H115ZM134 251H135V253H134ZM166 251V252H165ZM182 251V252H181ZM213 252V254H211L212 252ZM217 252V253H219L218 255H217V253L215 254V252ZM4 252V253H3ZM96 252L98 253V254H96ZM178 252V253H177ZM245 252V253H244ZM254 252V253H253ZM47 255H46V254ZM45 256H43L44 258H46V260H48V259H50V258H53V257H51V256H49L48 254H49V252L47 253L46 251H45ZM64 253V254H63ZM72 253V254H71ZM76 253V255H73V254H75ZM94 255H93V254ZM103 253V254H102ZM140 253V254H139ZM151 253V254H150ZM169 253V254H168ZM172 253V254H171ZM181 253V254H180ZM182 253H184V255H185V257H183V254ZM194 253H198V254H194ZM220 253H221V255H220ZM229 253V254H228ZM258 253V255H256ZM63 254V255H62ZM68 254V255H67ZM83 254V255H82ZM118 254V255H117ZM135 254V255H134ZM143 254V255H142ZM148 254V255H147ZM175 254V255H174ZM176 254H177V256H176ZM202 254V255H201ZM250 254V255H249ZM77 255H79L80 256V258L78 259V257L79 256H77ZM85 255V256H84ZM137 255V256H136ZM156 255V256H155ZM159 255V256H158ZM160 255L162 256V257H160ZM167 255H172L174 258H172V256H167ZM181 256V257H183L184 259H181L179 256ZM205 257H204V256ZM213 255V256H212ZM220 255V256H219ZM227 255V256H226ZM238 257H236V256ZM242 255H243V257H242ZM249 255V256H248ZM12 256L10 257V258H12ZM94 256V257H93ZM105 256H107V258L105 257ZM139 256V257H138ZM145 256H147V257H145ZM163 256H165V257H163ZM195 256V257H194ZM213 258H212V257ZM217 256H219V257H217ZM234 256H235V258L237 259H235L234 258ZM240 256V257H239ZM244 256H245V258H244ZM252 256V257H251ZM259 256V257H258ZM42 257V256H41ZM48 257V258H47ZM50 257V258H49ZM77 257V258H76ZM82 257V258H81ZM141 257H143V258H141ZM155 259H154V258ZM197 257V258H196ZM204 257V258H203ZM210 257V261L208 260V258ZM14 258V257H13ZM12 258V259H13ZM43 258V259H44ZM71 258V259H70ZM73 258V259H72ZM114 258V259H113ZM123 258V257H122ZM147 258V259H146ZM149 258V259H148ZM151 258V259H150ZM160 258V259H159ZM166 260H165V259ZM170 258H171V260H170ZM225 258V259H224ZM241 258V259H240ZM244 258V259H243ZM262 258V259H261ZM76 259H77V262H76ZM83 259L81 260V261H79V262H81V263H84L85 264V260L83 261ZM99 259V260H98ZM101 259V260H100ZM103 259V260H102ZM105 259V260H104ZM194 259H196V262H195V260ZM240 259V260H239ZM260 259V260H259ZM10 260V259H9ZM14 260H15V258H14ZM14 260L12 261V260H10L9 262H10V264H14ZM17 260V259H16ZM15 260V261H16ZM52 260H54V262H56V261H58L56 258L54 259H52ZM56 260V261H55ZM98 260V261H97ZM140 260H141V262H140ZM151 260H152V262H151ZM154 260V261H153ZM175 260V261H174ZM184 260V261H183ZM199 260V259H198ZM218 260V261H217ZM221 260V261H220ZM227 260V261H226ZM233 260V261H232ZM236 260V261H235ZM243 260V261H242ZM12 261V262H11ZM149 261V262H148ZM163 261V262H162ZM171 261V262H170ZM181 261H183V262H181ZM202 261V260H201ZM0 262H2V261H0ZM21 262H22V264L24 263V262H26V260L24 261V260H21ZM100 262V263H99ZM122 262V263H121ZM146 262V263H145ZM148 262V263H147ZM175 262V263H174ZM177 262V263H176ZM214 262V263H213ZM237 262V263H236ZM3 263V262H2ZM1 263V264H2ZM72 263V264H73ZM185 263V264H186ZM202 263V262H201ZM200 263V261H199V263L197 262V264H201ZM206 263V264H207ZM3 264H6V263H3ZM7 264H9L8 262H7ZM21 264V263H20ZM27 264V263H26Z\"/></svg>",
	"mask_w": 264,
	"mask_h": 264
}]
</instances>
